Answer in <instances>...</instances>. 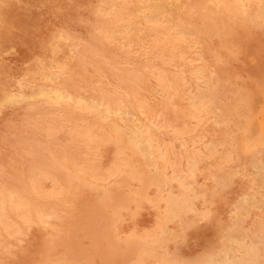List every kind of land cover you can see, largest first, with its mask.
Returning a JSON list of instances; mask_svg holds the SVG:
<instances>
[{
    "label": "rangeland",
    "instance_id": "1",
    "mask_svg": "<svg viewBox=\"0 0 264 264\" xmlns=\"http://www.w3.org/2000/svg\"><path fill=\"white\" fill-rule=\"evenodd\" d=\"M183 1L184 2L182 3L181 0H179V2L178 0L176 1L175 0L174 1L173 0H165V1L164 0H156V1L155 0H148V1L147 0H0V100H1L0 105H2V107L0 106V149H1L0 151V161H1L0 162L1 164L0 165V205H1L0 206V238H1L0 239V242H1L0 244V264H117V263L118 264H135L136 262L138 264H161V262L164 264H172V263L173 264L174 263L175 264H191V263L198 264L204 258L211 257V256H212L211 257L212 260L214 261L213 264L214 263L215 264L216 263L217 264H237L235 263L234 258L240 254L239 252H241L245 248V245L249 246V245H253L254 243H256L258 246L261 244L259 246V250H260V255H261L260 257H261V260H263V262L260 259L259 261H261V263L264 264V259H263L264 258V254H263L264 253V249H263L264 248V244H263L264 243V230H263L264 229V213H262L264 212V202H263L264 201V197H263L264 196V175H263L264 174L263 173L264 172V163H263L264 162V16H263L264 15V0H229L230 2L228 0H211V1L210 0H207V1L206 0L205 1L204 0H195V1L194 0H191V1L183 0ZM152 5L153 6L155 5V6L153 7ZM240 6L242 8H240ZM102 7L104 8V10L102 9ZM207 9L208 11H206ZM174 12H176L177 14ZM156 14L159 16H157ZM189 14H191V16ZM131 17L133 18L131 19ZM183 18L185 21L183 20ZM242 18H243V21H241ZM147 19L149 20V22ZM99 20H101V22H99ZM116 20L117 21L120 20V21L117 22ZM105 21H107L108 23L111 21V23L108 24ZM112 21H114L115 23H113ZM125 22H127L128 24H126ZM140 24H141V27L139 26ZM150 24L152 25L150 26ZM154 24L157 26H155ZM247 25L249 26V28L247 27ZM250 26H253V27H250ZM58 28L60 32L59 30H57ZM164 29H167V30L164 31ZM173 29L175 30V32ZM248 30H250L251 32ZM205 32H207L208 34ZM190 37L192 38L190 39ZM237 43H239V45ZM195 44H197V46ZM86 46H89V47H86ZM100 55H102L101 58H100ZM156 55L158 56V58H156L157 57ZM151 57H154V58H151ZM79 59L83 61H80ZM241 64H243V66ZM97 66L99 67L96 68ZM196 67H198L199 69ZM51 68L53 69L51 70ZM62 69L63 70L65 69V70L63 71ZM97 69L99 70V73ZM70 71L72 72V74L70 73ZM196 72H197V75H196ZM199 72L200 74H202V76L198 78L197 76ZM149 74L151 75L149 76ZM20 77H22L23 79H21ZM196 78L198 81L196 80ZM157 79H159L161 83ZM183 80H185L186 82ZM135 82L137 83L139 82V83L137 84ZM56 87L57 89H61L64 93L70 94L71 98H66V97L60 98L56 96L53 97L52 95ZM45 89L46 90L48 89V90L46 91ZM42 90H44V92L46 91L45 92L46 94H43ZM104 90L107 93H105ZM184 91L187 93H184ZM165 92L166 94H164ZM238 92L242 94H238ZM125 94L128 97L125 96ZM236 95L238 96L236 97ZM115 96L118 98H116ZM5 97L6 98L11 97L12 100L8 98L7 100H5L6 99ZM106 97L108 100L106 99ZM165 97L166 98L169 97V99L168 98L166 99ZM144 98H146V100ZM22 99L24 100L23 102H21ZM113 99L115 100V102ZM188 99H190L191 101ZM96 100H98L100 103ZM201 100L204 102V104ZM83 101H85L87 104ZM101 101L103 104L104 103L107 104L109 102L110 105L113 104L112 105L113 107L119 106L121 109H127L131 113L129 115H123V117L117 116L115 114L107 116L106 110L104 111L103 104L101 103ZM193 102H195L196 106L193 105ZM232 102H234L233 104L235 105L231 104ZM84 106H85V109H84ZM140 107L144 110H142ZM51 109L53 112L51 111ZM146 109L148 111H146ZM196 109L199 111H197ZM45 112L46 113L48 112V113L46 114ZM81 113L83 116L81 115ZM95 113H96V116L93 117ZM221 113H222V116H221ZM149 118H152V119H149ZM82 119H83V122L81 121ZM226 119L227 121H225ZM78 123H79V126H78ZM139 123H141L142 125ZM80 124L84 126H81ZM193 124L196 125L195 128ZM122 125L124 127H122ZM73 126H75V128ZM99 126H101L102 128ZM120 126L124 129H122ZM173 126H175V128ZM31 127L36 132L34 130H31L32 129ZM97 127H99V129H97ZM66 128H68L69 130ZM51 129L52 131L54 130L53 131L54 133L51 131ZM110 130L113 132H111ZM29 131L31 133H29ZM1 132H3V134L5 135H2ZM4 132H7L10 135ZM130 132L131 134H129ZM119 133L121 134V136ZM98 134H101V135H98ZM233 134L235 135L233 136ZM71 136L72 137L75 136V137L72 138ZM107 136H111V138ZM99 139H101L102 141ZM10 140H12L13 142ZM221 140L223 141L221 142ZM16 141L20 143L17 144ZM89 142H91V145L93 147L91 146L90 148ZM203 142L205 143L206 147L204 146ZM62 143H64L68 147H66ZM28 144L30 146H28ZM36 144H38V146H36ZM96 144L98 147H96ZM69 145H71V147ZM156 145L157 147L155 148L154 146ZM85 147L88 149H86ZM145 147L147 148L145 149ZM25 148H27L28 150H26ZM255 148H257L259 152ZM158 149L160 150L158 151ZM71 150H73L74 153ZM215 150L218 152H215ZM15 151L17 152V154ZM253 151L256 154H254ZM75 152L76 153L78 152V154L76 155ZM100 152L102 153V155ZM105 152L107 153V155H105L106 154ZM114 152L115 153L117 152V153L115 154ZM162 152L164 153L162 154ZM45 153H47L48 155L47 154L45 155ZM212 153L214 154L213 156H212ZM49 154L52 157H50ZM85 154L86 155L88 154V155L86 156ZM78 155L80 158L78 157ZM90 155H92L93 158ZM192 155H194V157H192ZM227 155H229V157ZM33 156L39 157V159L34 158ZM72 156L78 159H74V157ZM135 156H137L138 158H136ZM220 156H222L223 158ZM82 157H84V159H81ZM150 157L152 158V160ZM166 158L168 161L166 160ZM227 158L230 160H228ZM172 159L173 161H171ZM93 160L96 162V164ZM112 160H113V164H112ZM115 160L117 162H115ZM118 160H121L124 163ZM219 160L221 161V163ZM19 161H21L22 163ZM71 161H74V162H71ZM82 161H83V164H82ZM86 161L88 162L87 164H86ZM252 161L253 162L255 161L256 163L255 162L253 163ZM48 162L50 165L47 164ZM158 162H159V165H158ZM168 162L171 164H169ZM35 163H37V165ZM73 163H76V165ZM142 163H144V165ZM161 163H164V164L162 165ZM185 163H186V166H185ZM11 164L12 165L14 164L13 167ZM102 165H104L103 169H102ZM259 165H261L260 166L261 168L259 167ZM18 166H20L21 168ZM178 166H181V167H178ZM193 166H194V169H193ZM115 168H117L119 172ZM147 168L148 170H146ZM24 169L25 170L27 169V170L25 171ZM104 169H106V172ZM223 169H225V171ZM161 170L162 172H164L162 174H165V175L161 174ZM240 170L242 173L240 172ZM203 171L206 173L204 174ZM28 172H30L31 174L38 175L41 183L38 179V176L34 175L32 176L34 177L32 179L30 177L31 174ZM90 172L92 175H90ZM108 172H110V176H108L109 175ZM154 172L156 173V175ZM7 173H9L8 176H7ZM17 173L20 177H23V179H25L26 181L19 179L17 177L18 176ZM23 173H24V176H23ZM68 173H71L72 175L69 174V176H67ZM83 173H84V176H82ZM230 173H232L233 175ZM126 174L127 176H125ZM145 175H148L147 176L148 179L146 178ZM191 175L192 177H190ZM70 176L72 177L70 178ZM98 176L100 178H98ZM230 176L232 177L229 178ZM170 178H172V180ZM229 179L231 180L227 181ZM32 180H34V182ZM157 180H160V181L157 182ZM211 180H213V182ZM221 180H223L222 183L220 182ZM27 181L29 182L32 181L31 182L32 184H30ZM69 181L71 182V185H68L70 183ZM118 181H121V182L119 183ZM95 184H97L98 186ZM183 184L186 188L183 187ZM220 184H223V185H220ZM92 185H93V189H92ZM106 186H108L109 189ZM162 186H165V187H162ZM255 186H257V188ZM55 187H57V189ZM168 187L170 190L168 189ZM38 188L39 190L37 191ZM101 189L103 192L101 191ZM144 189H146V191ZM154 189L157 191H153ZM228 189H231V190H228ZM55 190L57 192H55ZM110 190H112L113 192H111ZM47 191L49 192V194L47 193ZM224 191L227 192L228 194L225 193ZM259 191H262L263 193ZM169 192L176 194V195H181L182 192L184 195L186 193L189 194L192 198V203H193L192 208L189 210L185 209L183 210L184 212L181 211L179 214H177L178 216L176 214L167 216L168 208L165 203L166 202L165 198L167 197ZM45 193L47 194L43 196L42 194H45ZM117 193L120 196H118ZM136 193L138 194L136 195ZM198 193H201V194H198ZM242 193L243 194L246 193V194L243 195ZM23 195H25V197ZM135 196L137 198H135ZM138 196H140V198ZM143 196H146V197H143ZM6 198H8L7 201H5ZM160 198L161 200H158ZM162 198H163V201H162ZM9 199H11L13 202L11 200L9 201ZM46 199L48 202L46 201ZM125 199L131 202H127V200ZM137 199H138V203H137ZM140 199L142 201H140ZM59 200H62V201H59ZM112 200L114 201V203L112 202ZM34 202L35 203L37 202V203L35 204ZM39 202L40 203L42 202L41 206ZM250 202L252 203L250 204ZM30 203L33 204L34 206L31 205ZM59 203L61 204V207ZM238 203H240V205ZM67 204L68 206H66ZM162 204H163V207H162ZM21 205H23V207ZM132 205L136 206V208L132 207ZM260 205L261 207H259ZM235 206L236 207L238 206V207L236 208ZM19 209L21 211H19ZM239 209L240 211L238 212ZM129 210H132V212ZM133 210H135L134 212L135 213L137 212V213L135 214ZM156 210L159 214L156 213ZM232 210L233 211L236 210V211L233 212ZM162 212L164 213V216ZM1 214H3V216H1ZM260 214H261V217L259 216ZM101 216L105 219L106 222L103 221L104 219ZM106 216H107V219H106ZM172 216H174L173 219H172ZM165 217H167V219ZM158 218L159 220H157ZM184 218L185 219L190 218V221L186 220L187 221L186 223ZM192 219L194 220V222ZM111 220L112 222H110ZM113 221H114V224H113ZM167 221L170 222L171 224L168 223ZM180 221L181 222L183 221L182 223L184 224H181ZM3 223H4V226H3ZM152 223L156 225H152ZM257 223H260V224H257ZM107 225L110 226L109 229ZM186 225L187 227H185ZM30 226H32V228ZM113 226H114V229H113ZM144 226L145 227L149 226V229L148 227L147 229H145ZM155 226H156V229H155ZM13 227H15V229H13ZM50 227H51V230H50ZM160 227L162 230L160 229ZM219 227H220V230H219ZM227 227H228V230H227ZM254 227L256 231L254 230ZM56 229H57V232L55 231ZM130 229H132V231ZM142 229H143V232H142ZM212 229H215V230H212ZM108 230L110 232H108ZM167 230H168V233H167ZM260 230L261 231L263 230V232H261ZM120 233H122V235H120ZM140 233L142 236L140 235ZM177 233L179 234L177 235ZM219 233L223 235L221 236ZM109 234L112 240L109 238ZM229 235L231 237H226ZM236 236H237V239H236ZM257 236L260 238H256ZM153 237L156 239H154ZM261 237L263 240H261ZM157 238H159V240ZM238 238L240 239L238 240ZM107 240L109 243L107 242ZM126 240L127 241L129 240V241L127 242ZM150 240L152 241V243ZM171 240H173L174 242ZM233 241H234V244H233ZM165 242H167V244H165ZM113 243H114V246H113ZM117 243L119 244L117 245ZM143 243H145L144 245L146 246L145 248L147 250L143 248ZM177 243H178V246H177ZM120 245L122 246V249ZM125 248L126 250L127 249L128 250L125 251ZM173 248L175 251L173 250ZM228 248L230 250H228ZM105 250L107 253L105 252ZM115 251L116 252L118 251L119 254H117ZM145 251H146V254H145ZM125 252H126V256H125ZM172 252L174 254H172ZM159 253L161 255H159ZM147 254H149V256ZM163 255H166V256H163ZM132 256L133 258H135L134 260H132L133 259ZM165 257H167L168 259ZM98 258H99V261H98ZM120 258L122 259V261ZM152 258H155V259H152ZM164 258L167 260H165ZM232 258L233 260H231ZM160 259L162 260L160 261ZM171 259L174 262H172ZM189 259H192V260H189ZM115 261H117V263ZM138 261H140L141 263ZM219 261L220 262L222 261V262L219 263Z\"/></svg>",
    "mask_w": 264,
    "mask_h": 264
},
{
    "label": "bare ground",
    "instance_id": "2",
    "mask_svg": "<svg viewBox=\"0 0 264 264\" xmlns=\"http://www.w3.org/2000/svg\"><path fill=\"white\" fill-rule=\"evenodd\" d=\"M147 1H148V0H147ZM155 1H156V0H155ZM164 1H165V0H164ZM173 1H174V0H173ZM175 1H176V0H175ZM181 1H182V3L184 2L183 0H181ZM190 1H191V0H190ZM194 1H195V0H194ZM204 1H205V0H204ZM206 1H207V0H206ZM210 1H211V0H210ZM228 1H229V0H228ZM160 2H161V1H160ZM178 2H179V0H178ZM212 2H213V1H212ZM229 2H230V1H229ZM145 3H146V2H145ZM155 3H156V2H155ZM187 3H188V2H187ZM192 3H193V2H192ZM214 3H215V2H214ZM246 3H247V2H246ZM153 4H154V3H153ZM168 4H170V3H168ZM223 4H224V3H223ZM233 4H234V3H233ZM235 4H236V3H235ZM256 4H258V3H256ZM262 4H263V2H262ZM77 5H78V4H77ZM110 5H111V4H110ZM114 5H115V4H114ZM156 5H157V4H156ZM176 5H177V4H176ZM194 5H195V4H194ZM225 5H227V4H225ZM225 5H224V6H225ZM230 5H231V4H230ZM260 5H261V4H260ZM112 6H113V5H112ZM142 6H143V5H142ZM152 6H153V5H152ZM154 6H155V5H154ZM154 6H153V7H154ZM158 6H159V5H158ZM184 6H185V5H184ZM186 6H188V5H186ZM235 6H236V5H235ZM235 6H234V7H235ZM262 6H263V5H262ZM99 7H100V6H99ZM113 7H114V6H113ZM143 7H144V6H143ZM156 7H157V6H156ZM156 7H155V8H156ZM163 7H164V6H163ZM179 7H180V6H179ZM228 7H229V5H228ZM258 7H259V6H258ZM145 8H146V7H145ZM165 8H166V7H165ZM199 8H200V7H199ZM206 8H207V6H206ZM215 8H216V7H215ZM222 8H223V7H222ZM230 8H231V7H230ZM230 8H229V9H230ZM232 8H233V7H232ZM235 8H236V7H235ZM237 8H239V7H237ZM240 8H242V7L240 6ZM79 9H80V8H79ZM102 9L104 10L103 7H102ZM141 9H142V8H141ZM149 9H150V8H149ZM170 9H171V8H170ZM178 9H179V8H178ZM201 9H202V8H201ZM211 9H212V8H211ZM260 9H261V8H260ZM107 10H108V9H107ZM107 10H106V11H107ZM143 10H144V8H143ZM168 10H169V9H168ZM184 10H185V9H184ZM199 10H200V9H199ZM226 10H227V9H226ZM242 10H243V9H242ZM77 11H78V9H77ZM87 11H88V10H87ZM108 11H109V10H108ZM150 11H151V10H150ZM170 11H171V10H170ZM192 11H193V10H192ZM206 11H208V9H207ZM210 11H211V10H210ZM239 11H240V10H239ZM140 12H141V10H140ZM164 12H165V11H164ZM186 12H187V11H186ZM196 12H197V11H196ZM198 12H199V11H198ZM203 12H204V10H203ZM221 12H222V11H221ZM242 12H243V11H242ZM260 12H261V10H260ZM143 13H144V12H143ZM147 13H148V12H147ZM174 13H176V12H174ZM210 13H211V12H210ZM240 13H241V12H240ZM104 14H105V13H104ZM107 14H108V13H107ZM161 14H162V13H161ZM161 14H160V15H161ZM168 14H169V13H168ZM176 14H177V13H176ZM193 14H195V13H193ZM198 14H199V13H198ZM218 14H219V13H218ZM218 14H217V15H218ZM229 14H230V13H229ZM78 15H79V14H78ZM105 15H106V14H105ZM142 15H143V14H142ZM145 15H146V14H145ZM148 15H149V14H148ZM156 15H157V14H156ZM170 15H171V14H170ZM189 15L191 16V14H189ZM196 15H197V14H196ZM219 15H220V14H219ZM242 15H243V14H242ZM62 16H63V15H62ZM139 16H140V15H139ZM157 16H159V15H157ZM185 16H186V15H185ZM252 16H253V15H252ZM257 16H258V15H257ZM263 16H264V15H263ZM94 17H95V16H94ZM107 17H108V16H107ZM107 17H106V18H107ZM116 17H117V16H116ZM122 17H123V16H122ZM135 17H136V16H135ZM165 17H166V16H165ZM186 17H187V16H186ZM78 18H79V17H78ZM99 18H100V17H99ZM113 18H115V17H113ZM132 18H133V17H131V19H132ZM154 18H155V17H154ZM154 18H153V19H154ZM203 18H204V17H203ZM222 18H223V17H222ZM234 18H235V17H234ZM239 18H241V17H239ZM239 18H237V19H239ZM243 18H244V17H243ZM243 18H242L241 21H243ZM102 19H104V18H102ZM102 19H101V20H102ZM109 19H111V18H109ZM119 19H120V18H119ZM141 19H142V18H141ZM157 19H158V18H157ZM164 19H165V18H164ZM187 19H188V18H187ZM195 19H196V18H195ZM220 19H221V18H220ZM232 19H233V18H232ZM247 19H248V18H247ZM80 20H81V19H80ZM101 20H99V22H101ZM138 20H139V18H138ZM147 20H148V19H147ZM150 20H151V18H150ZM158 20H159V19H158ZM161 20H162V19H161ZM178 20H179V19H178ZM183 20H184V18H183ZM209 20H210V19H209ZM221 20H222V19H221ZM244 20H245V19H244ZM88 21H89V19H88ZM116 21H117V20H116ZM119 21H120V20H119ZM119 21H117V22H119ZM125 21H126V20H125ZM155 21H156V20H155ZM155 21H154V23H155ZM164 21H165V20H164ZM184 21H185V20H184ZM202 21H203V20H202ZM214 21H215V20H214ZM227 21H228V20H227ZM239 21H240V20H239ZM251 21H253V20H251ZM84 22H85V21H84ZM105 22H107V21H105ZM112 22L115 23L114 21H112ZM127 22H128V21H127ZM127 22H125V23L128 24ZM146 22H147V21H146ZM148 22H149V20H148ZM179 22H180V21H179ZM194 22H195V21H194ZM205 22H206V21H205ZM207 22H208V20H207ZM103 23H104V22H103ZM107 23H108V22H107ZM107 23H106V24H107ZM109 23H111V21H110ZM109 23H108V24H109ZM167 23H168V22H167ZM174 23H175V22H174ZM177 23H178V22H177ZM182 23H183V22H182ZM221 23H222V21H221ZM234 23H235V22H234ZM97 24H98V23H97ZM100 24H102V23H100ZM122 24H123V23H122ZM130 24H131V23H130ZM130 24H129V25H130ZM157 24H158V23H157ZM186 24H188V23H186ZM207 24H209V23H207ZM245 24H246V22H245ZM151 25H152V24H150V26H151ZM154 25H155V24H154ZM159 25H160V24H159ZM213 25H214V24H213ZM221 25H222V24H221ZM224 25H225V24H224ZM139 26L141 27V24H140ZM155 26H157V25H155ZM163 26H164V24H163ZM168 26H169V25H168ZM180 26H181V25H180ZM217 26H218V25H217ZM102 27H103V26H102ZM112 27H113V26H112ZM119 27H120V26H119ZM131 27H132V26H131ZM143 27H144V26H143ZM152 27H153V26H152ZM158 27H159V26H158ZM171 27H172V26H171ZM194 27H195V26H194ZM225 27H226V26H225ZM240 27H241V26H240ZM247 27L249 28L248 25H247ZM250 27H253V26H250ZM60 28H61V27H60ZM106 28H107V27H106ZM122 28H123V27H122ZM169 28H170V27H169ZM172 28H173V27H172ZM183 28H184V27H183ZM183 28H182V29H183ZM55 29H56V28H55ZM96 29H97V28H96ZM112 29H114V28H112ZM117 29H118V28H117ZM139 29H140V28H139ZM179 29H180V28H179ZM182 29H181V30H182ZM193 29H194V28H193ZM217 29H218V28H217ZM57 30H59V28H58ZM62 30H63V29H62ZM119 30H120V29H119ZM125 30H126V29H125ZM155 30H156V29H155ZM165 30H167V29H164V31H165ZM169 30H170V29H169ZM169 30H168V31H169ZM173 30H174V29H173ZM177 30H178V29H177ZM202 30H203V29H202ZM211 30H213V29H211ZM245 30H246V29H245ZM254 30H255V29H254ZM171 31H172V30H171ZM248 31H250V30H248ZM59 32H60V30H59ZM71 32H72V31H71ZM111 32H113V31H111ZM120 32H121V31H120ZM124 32H125V31H124ZM124 32H123V33H124ZM148 32H149V31H148ZM174 32H175V30H174ZM190 32H191V31H190ZM193 32H194V31H193ZM209 32H210V31H209ZM250 32H251V31H250ZM54 33H55V32H54ZM66 33H67V32H66ZM114 33H115V32H114ZM126 33H127V32H126ZM160 33H161V31H160ZM176 33H177V32H176ZM203 33H204V32H203ZM205 33H207V32H205ZM67 34H68V33H67ZM156 34H157V33H156ZM167 34H168V32H167ZM192 34H193V33H192ZM207 34H208V33H207ZM209 34H210V33H209ZM219 34H220V33H219ZM250 34H251V33H250ZM179 35H180V34H179ZM179 35H178V36H179ZM181 35H182V34H181ZM185 35H186V34H185ZM188 35H189V34H188ZM246 35H247V34H246ZM69 36H70V35H69ZM120 36H121V35H120ZM153 36H154V35H153ZM193 36H194V35H193ZM207 36H208V35H207ZM229 36H230V35H229ZM247 36H248V35H247ZM55 37H56V36H55ZM125 37H126V36H125ZM174 37H175V36H174ZM188 37H189V36H188ZM195 37H196V36H195ZM197 37H199V36H197ZM212 37H214V36H212ZM168 38H169V37H168ZM175 38H176V37H175ZM185 38H186V37H185ZM191 38H192V37H190V39H191ZM220 38H221V37H220ZM225 38H226V37H225ZM251 38H252V37H251ZM50 39H51V38H50ZM59 39H60V38H59ZM71 39H72V37H71ZM183 39H184V38H183ZM187 39H188V38H187ZM190 39H189V40H190ZM76 40H77V39H76ZM82 40H83V39H82ZM119 40H120V39H119ZM138 40H139V39H138ZM175 40H176V39H175ZM184 40H185V39H184ZM200 40H201V39H200ZM210 40H211V38H210ZM49 41H50V40H49ZM66 41H67V40H66ZM78 41H79V40H78ZM169 41H170V40H169ZM191 41H192V40H191ZM233 41H234V40H233ZM186 42H187V41H186ZM197 42H198V41H197ZM58 43H59V41H58ZM72 43H73V42H72ZM76 43H77V42H76ZM78 43H79V42H78ZM124 43H125V42H124ZM127 43H128V42H127ZM130 43H131V42H130ZM167 43H168V42H167ZM47 44H48V43H47ZM55 44H56V43H55ZM80 44H81V43H80ZM80 44H79V45H80ZM170 44H171V43H170ZM199 44H200V42H199ZM199 44H198V45H199ZM231 44H232V43H231ZM237 44L239 45V43H237ZM138 45H139V44H138ZM175 45H176V44H175ZM180 45H181V44H180ZM195 45L197 46V44H195ZM68 46H69V45H68ZM72 46H73V45H72ZM169 46H170V45H169ZM187 46H188V45H187ZM214 46H215V45H214ZM219 46H220V45H219ZM235 46H236V45H235ZM84 47H85V46H84ZM86 47H89V46H86ZM90 47H91V46H90ZM172 47H173V46H172ZM191 47H192V45H191ZM227 47H228V46H227ZM93 48H94V47H93ZM139 48H140V47H139ZM168 48H169V47H168ZM188 48H189V47H188ZM222 48H223V47H222ZM224 48H225V47H224ZM59 49H60V48H59ZM159 49H160V48H159ZM195 49H196V48H195ZM199 49H200V48H199ZM202 49H203V48H202ZM214 49H215V48H214ZM214 49H213V50H214ZM227 49H229V48H227ZM239 49H240V48H239ZM95 50H96V48H95ZM161 50H162V49H161ZM196 50H197V49H196ZM241 50H242V48H241ZM244 50H245V49H244ZM76 51H77V50H76ZM93 51H94V49H93ZM93 51H92V52H93ZM169 51H170V50H169ZM229 51H230V50H229ZM233 51H234V50H233ZM3 52H5V51H3ZM77 52H78V51H77ZM95 52H96V51H95ZM157 52H158V50H157ZM205 52H206V51H205ZM246 52H247V51H246ZM246 52H245V53H246ZM136 53H137V52H136ZM185 53H186V52H185ZM190 53H191V52H190ZM192 53H193V52H192ZM213 53H214V52H213ZM241 53H242V52H241ZM78 54H79V53H78ZM78 54H77V55H78ZM97 54H98V53H97ZM199 54H200V53H199ZM199 54H198V55H199ZM204 54H205V53H204ZM235 54H236V53H235ZM146 55H147V53H146ZM146 55H145V56H146ZM152 55H153V54H152ZM163 55H164V54H163ZM178 55H179V54H178ZM183 55H184V54H183ZM191 55H192V54H191ZM194 55H195V54H194ZM202 55H203V54H202ZM218 55H219V54H218ZM78 56H79V55H78ZM145 56H144V57H145ZM156 56H157V55H156ZM164 56H165V55H164ZM175 56H176V55H175ZM175 56H174V57H175ZM222 56H223V55H222ZM74 57H75V56H74ZM101 57H102V55H100V58H101ZM154 57H155V56H154ZM154 57H151V58H154ZM159 57H160V55H159ZM170 57H171V56H170ZM186 57H187V56H186ZM197 57H198V56H197ZM211 57H212V56H211ZM79 58H80V57H79ZM156 58H158V56H157ZM172 58H173V57H172ZM172 58H170V59H172ZM188 58H189V57H188ZM199 58H200V57H199ZM208 58H209V57H208ZM81 59H82V58H81ZM83 59H84V57H83ZM105 59H106V58H105ZM107 59H108V58H107ZM143 59H144V58H143ZM166 59H168V58H166ZM183 59H184V58H183ZM190 59H191V58H190ZM190 59H189V60H190ZM211 59H212V58H211ZM225 59H226V58H225ZM238 59H239V58H238ZM243 59H244V58H243ZM57 60H58V59H57ZM79 60H80V59H79ZM164 60H165V59H164ZM164 60H163V62H164ZM192 60H193V58H192ZM80 61H83V60H80ZM167 61H168V60H167ZM171 61H172V60H171ZM197 61H198V60H197ZM69 62H70V61H69ZM190 62H191V61H190ZM192 62H194V61H192ZM210 62H211V61H210ZM214 62H215V61H214ZM226 62H227V61H226ZM244 62H245V61H244ZM248 62H249V61H248ZM59 63H60V62H59ZM78 63H80V62H78ZM91 63H92V62H91ZM93 63H94V62H93ZM118 63H120V62H118ZM200 63H201V62H200ZM236 63H237V62H236ZM241 63H242V62H241ZM25 64H26V63H25ZM62 64H63V63H62ZM109 64H110V63H109ZM111 64H112V63H111ZM182 64H183V63H182ZM192 64H193V63H192ZM202 64H203V63H202ZM202 64H201V65H202ZM208 64H209V63H208ZM243 64H244V63H243ZM243 64H241V65L243 66ZM54 65H55V64H54ZM77 65H78V64H77ZM96 65H97V64H96ZM189 65H190V64H189ZM196 65H197V64H196ZM205 65H206V63H205ZM215 65H216V64H215ZM225 65H226V64H225ZM91 66H93V65H91ZM176 66H177V65H176ZM179 66H180V65H179ZM181 66H182V65H181ZM199 66H200V65H199ZM98 67H99V66H97L96 68H98ZM174 67H175V66H174ZM200 67H201V66H200ZM215 67H216V66H215ZM41 68H43V67H41ZM68 68H69V67H68ZM146 68H147V66H146ZM194 68H195V67H194ZM196 68H198V67H196ZM52 69H53V68H51V70H52ZM115 69H116V68H115ZM158 69H159V68H158ZM158 69H157V70H158ZM198 69H199V68H198ZM203 69H204V68H203ZM62 70H63V69H62ZM62 70H61V71H62ZM64 70H65V69H64ZM64 70H63V71H64ZM94 70H95V69H94ZM97 70H98V69H97ZM101 70H102V69H101ZM101 70H100V71H101ZM117 70H118V69H117ZM151 70H152V69H151ZM193 70H194V69H193ZM208 70H209V69H208ZM243 70H244V69H243ZM130 71H131V70H130ZM163 71H164V70H163ZM163 71H162V72H163ZM182 71H183V70H182ZM189 71H190V69H189ZM197 71H199V70H197ZM50 72H51V71H50ZM75 72H76V71H75ZM102 72H103V71H102ZM194 72H195V71H194ZM209 72H210V71H209ZM255 72H256V71H255ZM51 73H52V72H51ZM58 73H59V72H58ZM70 73L72 74L71 71H70ZM98 73H99V70H98ZM147 73H148V72H147ZM183 73H184V72H183ZM201 73H202V72H201ZM117 74H118V73H117ZM138 74H139V73H138ZM152 74H153V73H152ZM156 74H157V73H156ZM156 74H155V75H156ZM190 74H192V73H190ZM252 74H253V73H252ZM254 74H255V73H254ZM65 75H66V74H65ZM120 75H121V74H120ZM150 75H151V74H149V76H150ZM165 75H166V74H165ZM170 75H171V74H170ZM194 75H195V74H194ZM196 75H197V72H196ZM207 75H208V74H207ZM245 75H246V74H245ZM248 75H249V74H248ZM260 75H261V74H260ZM24 76H25V75H24ZM70 76H71V75H70ZM99 76H100V74H99ZM171 76H172V75H171ZM181 76H182V75H181ZM201 76H202V74H200V72H199V74H198L197 77L199 78V77H201ZM203 76H204V75H203ZM237 76H238V75H237ZM57 77H58V76H57ZM127 77H128V76H127ZM156 77H157V76H156ZM158 77H159V76H158ZM195 77H196V76H195ZM212 77H213V76H212ZM235 77H236V76H235ZM251 77H252V76H251ZM20 78L23 79L22 77H20ZM48 78H49V77H48ZM115 78H116V77H115ZM133 78H134V77H133ZM154 78H155V77H154ZM184 78H185V77H184ZM17 79H18V78H17ZM95 79H96V78H95ZM117 79H118V78H117ZM155 79H156V78H155ZM161 79H162V78H161ZM172 79H173V78H172ZM201 79H202V78H201ZM255 79H256V78H255ZM136 80H137V79H136ZM157 80H159V79H157ZM196 80H197V78H196ZM196 80H195V81H196ZM225 80H226V79H225ZM248 80H249V79H248ZM250 80H251V79H250ZM69 81H70V80H69ZM107 81H108V79H107ZM165 81H166V80H165ZM168 81H169V80H168ZM183 81H185V80H183ZM197 81H198V80H197ZM252 81H253V80H252ZM121 82H122V80H121ZM159 82H160V80H159ZM185 82H186V81H185ZM185 82H184V83H185ZM200 82H201V81H200ZM202 82H203V81H202ZM226 82H227V81H226ZM18 83H19V82H18ZM110 83H111V82H110ZM135 83H137V82H135ZM138 83H139V82H138ZM138 83H137V84H138ZM156 83H157V82H156ZM160 83H161V82H160ZM168 83H169V82H168ZM181 83H182V82H181ZM85 84H86V83H85ZM92 84H93V83H92ZM106 84H107V83H106ZM140 84H141V83H140ZM140 84H139V85H140ZM175 84H176V83H175ZM196 84H197V83H196ZM216 84H217V83H216ZM27 85H28V84H27ZM87 85H88V84H87ZM111 85H112V84H111ZM113 85H114V84H113ZM156 85H157V84H156ZM159 85H160V84H159ZM198 85H200V84H198ZM225 85H226V84H225ZM31 86H32V85H31ZM82 86H83V85H82ZM151 86H152V85H151ZM167 86H168V85H167ZM186 86H187V85H186ZM235 86H236V85H235ZM39 87H40V86H39ZM83 87H84V86H83ZM87 87H88V86H87ZM111 87H112V86H111ZM123 87H124V86H123ZM139 87H140V86H139ZM153 87H154V86H153ZM162 87H163V86H162ZM168 87H169V86H168ZM196 87H197V85H196ZM208 87H209V86H208ZM224 87H225V86H224ZM224 87H223V88H224ZM12 88H13V87H12ZM58 88H59V87H58ZM92 88H93V87H92ZM103 88H104V87H103ZM113 88H114V87H113ZM135 88H136V87H135ZM154 88H155V87H154ZM166 88H167V87H166ZM171 88H172V87H171ZM211 88H212V87H211ZM214 88H215V87H214ZM39 89H40V88H39ZM48 89H49V88H48ZM48 89H47V90H48ZM64 89H65V88H64ZM151 89H152V88H151ZM155 89H156V88H155ZM200 89H201V88H200ZM16 90H17V89H16ZM16 90H14V91H16ZM33 90H34V89H33ZM45 90H46V89H45ZM47 90H46V91H47ZM53 90H54V89H53ZM53 90H52V91H53ZM96 90H97V89H96ZM106 90H107V89H106ZM136 90H137V89H136ZM158 90H159V89H158ZM166 90H168V89H166ZM201 90H202V89H201ZM206 90H207V89H206ZM213 90H214V89H213ZM215 90H216V89H215ZM221 90H222V89H221ZM236 90H237V89H236ZM42 91H43V94H46V93H45L46 91H45V92H44V90H42ZM101 91H102V89H101ZM198 91H199V90H198ZM242 91H243V89H242ZM17 92H18V91H17ZM19 92H20V91H19ZM36 92H37V91H36ZM39 92H41V91H39ZM99 92H100V91H99ZM104 92L107 93L105 90H104ZM118 92H119V91H118ZM149 92H150V91H149ZM149 92H148V93H149ZM156 92H157V91H156ZM156 92H155V93H156ZM161 92H162V91H161ZM173 92H174V91H173ZM191 92H192V91H191ZM194 92H195V91H194ZM229 92H230V91H229ZM248 92H249V91H248ZM7 93H8V92H7ZM49 93H50V92H49ZM101 93H102V92H101ZM120 93H121V92H120ZM126 93H127V92H126ZM155 93H154V94H155ZM158 93H159V92H158ZM162 93H163V92H162ZM184 93H187V92L184 91ZM188 93H189V92H188ZM243 93H244V92H243ZM34 94H36V93H34ZM37 94H38V93H37ZM47 94H48V93H47ZM114 94H115V93H114ZM164 94H166V92H165ZM173 94H174V93H173ZM238 94H242V93H239V92H238ZM246 94H247V93H246ZM16 95H17V94H16ZM22 95H23V93H22ZM91 95H92V94H91ZM101 95H102V94H101ZM105 95H106V94H105ZM120 95H121V94H120ZM149 95H151V94H149ZM174 95H175V94H174ZM205 95H206V94H205ZM213 95H214V94H213ZM225 95H226V94H225ZM8 96H9V95H8ZM12 96H13V95H12ZM18 96H19V95H18ZM20 96H21V95H20ZM36 96H37V95H36ZM36 96H35V97H36ZM47 96H49V95H47ZM52 96H53V97L56 96V97H60V98H61V97H63V98H65V97H66V98H71L70 94L64 93L61 89H57V87H56V89L54 90ZM102 96H103V95H102ZM125 96H127V95L125 94ZM129 96H130V95H129ZM135 96H136V95H135ZM215 96H216V95H215ZM215 96H214V97H215ZM237 96H238V95H236V97H237ZM243 96H244V95H243ZM245 96H246V95H245ZM247 96H248V95H247ZM15 97H16V96H15ZM26 97H27V96H26ZM30 97H31V96H30ZM32 97H33V96H32ZM39 97H40V96H39ZM83 97H84V96H83ZM115 97H116V96H115ZM127 97H128V96H127ZM163 97H164V96H163ZM184 97H185V96H184ZM197 97H198V95H197ZM207 97H208V96H207ZM211 97H212V96H211ZM214 97H213V98H214ZM5 98H6V97H5ZM7 98H8V97H7ZM7 98H6L5 100H7ZM84 98H85V97H84ZM91 98H92V97H91ZM116 98H118V97H116ZM124 98H125V97H124ZM134 98H135V97H134ZM165 98H166V97H165ZM167 98L169 99V97H167ZM167 98H166V99H167ZM170 98H171V97H170ZM187 98H188V97H187ZM239 98H241V97H239ZM243 98H244V97H243ZM8 99H11V97H9ZM16 99H17V98H16ZM23 99H24V98H23ZM23 99H22L21 102L24 101ZM27 99H28V98H27ZM51 99H53V98H51ZM106 99H107V97H106ZM125 99H126V98H125ZM129 99H130V98H129ZM144 99L146 100V98H144ZM190 99H191V98H190ZM190 99H188V100H190ZM235 99H237V98H235ZM11 100H12V99H11ZM31 100H32V98H31ZM64 100H65V99H64ZM80 100H81V98H80ZM84 100H85V99H84ZM89 100H90V99H89ZM100 100H101V99H100ZM107 100H108V99H107ZM113 100H114V99H113ZM184 100H185V98H184ZM192 100H193V99H192ZM209 100H211V99H209ZM241 100H242V99H241ZM0 101H1V100H0ZM67 101H68V99H67ZM67 101H66V102H67ZM85 101H86V100H85ZM85 101H83V102H85ZM96 101H98V100H96ZM122 101H123V100H122ZM129 101H130V100H129ZM139 101H140V100H139ZM162 101H163V100H162ZM190 101H191V100H190ZM197 101H198V100H197ZM201 101H202V100H201ZM233 101H234V100H233ZM235 101H236V100H235ZM16 102H17V101H16ZM86 102H87V101H86ZM86 102H85V103H86ZM92 102H93V101H92ZM92 102H91V103H92ZM98 102H99V101H98ZM114 102H115V100H114ZM114 102H113V103H114ZM118 102H119V101H118ZM123 102H124V101H123ZM123 102H122V103H123ZM133 102H134V101H133ZM141 102H142V101H141ZM150 102H151V101H150ZM186 102H187V101H186ZM195 102H196V101H195ZM195 102H193V105H195ZM202 102H203V101H202ZM205 102H206V101H205ZM224 102H225V100H224ZM239 102H240V101H239ZM75 103H76V102H75ZM99 103H100V102H99ZM101 103H102V101H101ZM152 103H153V102H152ZM191 103H192V102H191ZM207 103H208V102H207ZM233 103H234V102H232L231 104H233ZM235 103H236V102H235ZM19 104H20V102H19ZM36 104H37V103H36ZM81 104H82V103H81ZM81 104H80V105H81ZM86 104H87V103H86ZM102 104H103V103H102ZM143 104H144V103H143ZM166 104H167V103H166ZM198 104H199V103H198ZM203 104H204V102H203ZM228 104H229V102H228ZM89 105H90V104H89ZM91 105H92V104H91ZM112 105H113V104L110 105L109 102H108L107 104H105V103L103 104V109H104V111L106 110V115H107V116H108V115L115 114V115H117V116L123 117V115H129V114L131 113V112H129V110H127V109H121L119 106H118V107H117V106H116V107H115V106L113 107ZM115 105H116V104H115ZM122 105H123V104H122ZM122 105H121V106H122ZM124 105H125V104H124ZM133 105H135V104H133ZM133 105H132V106H133ZM139 105H140V104H139ZM145 105H146V104H145ZM189 105H190V104H189ZM199 105H200V104H199ZM216 105H217V104H216ZM233 105H235V104H233ZM233 105H232V106H233ZM0 106L2 107V105H0ZM3 106H4V105H3ZM27 106H28V105H27ZM62 106H63V105H62ZM67 106H68V105H67ZM78 106H79V105H78ZM98 106H99V105H98ZM137 106H138V105H137ZM142 106H143V105H142ZM147 106H148V105H147ZM149 106H150V105H149ZM191 106H192V105H191ZM195 106H196V105H195ZM220 106H221V105H220ZM227 106H228V105H227ZM229 106H230V105H229ZM240 106H241V105H240ZM34 107H35V106H34ZM72 107H73V106H72ZM79 107H80V106H79ZM86 107H87V105H86ZM89 107H90V106H89ZM89 107H88V108H89ZM143 107H144V106H143ZM214 107H215V106H214ZM236 107H237V106H236ZM31 108H32V107H31ZM60 108H61V106H60ZM66 108H67V107H66ZM76 108H77V106H76ZM80 108H81V107H80ZM82 108H83V107H82ZM122 108H123V107H122ZM140 108H141V107H140ZM145 108H146V107H145ZM152 108H153V107H152ZM226 108H227V107H226ZM238 108H239V107H238ZM244 108H245V107H244ZM67 109H68V108H67ZM84 109H85V106H84ZM86 109H87V108H86ZM97 109H98V108H97ZM103 109H102V110H103ZM141 109H142V108H141ZM147 109H148V107H147ZM147 109H146V111H148ZM194 109H195V107H194ZM199 109H200V108H199ZM209 109H210V107H209ZM233 109H234V107H233ZM235 109H236V108H235ZM44 110H45V108H44ZM82 110H83V109H82ZM93 110H94V109H93ZM93 110H92V112H93ZM135 110H136V109H135ZM138 110H139V109H138ZM142 110H144V109H142ZM189 110H190V109H189ZM196 110H197V109H196ZM196 110H194V111H196ZM202 110H203V108H202ZM206 110H207V108H206ZM222 110H223V109H222ZM230 110H231V109H230ZM15 111H16V110H15ZM51 111H52V109H51ZM71 111H72V110H71ZM85 111H86V110H85ZM90 111H91V110H90ZM192 111H193V110H192ZM197 111H199V110H197ZM215 111H216V110H215ZM52 112H53V111H52ZM68 112H69V111H68ZM75 112H76V111H75ZM80 112H81V111H80ZM205 112H206V111H205ZM205 112H204V113H205ZM208 112H209V110H208ZM213 112H214V111H213ZM35 113H36V112H35ZM45 113H46V112H45ZM47 113H48V112H47ZM47 113H46V114H47ZM87 113H88V112H87ZM99 113H100V112H99ZM102 113H103V112H102ZM141 113H142V112H141ZM145 113H146V112H145ZM148 113H150V112H148ZM217 113H218V112H217ZM217 113H216V115H217ZM232 113H233V112H232ZM238 113H239V112H238ZM243 113H244V112H243ZM249 113H250V112H249ZM37 114H38V113H37ZM70 114H71V113H70ZM72 114H73V113H72ZM83 114H84V113H83ZM136 114H137V113H136ZM157 114H158V113H157ZM157 114H156V115H157ZM214 114H215V113H214ZM235 114H236V112H235ZM235 114H234V115H235ZM239 114H240V113H239ZM245 114H246V113H245ZM56 115H57V113H56ZM66 115H67V114H66ZM74 115H75V114H74ZM81 115H82V113H81ZM141 115H142V114H141ZM188 115H189V114H188ZM46 116H47V115H46ZM63 116H64V115H63ZM82 116H83V115H82ZM85 116H86V115H85ZM95 116H96V113L93 115V117H95ZM103 116H104V115H103ZM134 116H135V115H134ZM137 116H138V115H137ZM137 116H136V117H137ZM192 116H193V115H192ZM221 116H222V113H221ZM227 116H228V115H227ZM238 116H239V115H238ZM74 117H75V116H74ZM77 117H78V116H77ZM90 117H91V116H90ZM99 117H100V116H99ZM99 117H98V118H99ZM153 117H154V116H153ZM157 117H158V116H157ZM197 117H198V116H197ZM201 117H202V116H201ZM215 117H216V116H215ZM4 118H5V117H4ZM49 118H50V117H49ZM102 118H103V117H102ZM105 118H106V117H105ZM105 118H104V119H105ZM114 118H115V117H114ZM195 118H196V117H195ZM218 118H219V117H218ZM52 119H53V118H52ZM86 119H88V118H86ZM106 119H107V118H106ZM108 119H109V118H108ZM118 119H119V118H118ZM149 119H152V118H149ZM207 119H208V118H207ZM228 119H229V118H228ZM93 120H94V119H93ZM100 120H101V119H100ZM114 120H115V119H114ZM114 120H113V121H114ZM116 120H117V119H116ZM123 120H125V119H123ZM128 120H129V119H128ZM141 120H142V119H141ZM197 120H198V119H197ZM25 121H26V120H25ZM37 121H38V120H37ZM59 121H60V120H59ZM75 121H76V120H75ZM81 121L83 122V119H82ZM98 121H99V120H98ZM102 121H103V120H102ZM121 121H122V120H121ZM134 121H136V120H134ZM151 121H152V120H151ZM198 121H199V120H198ZM214 121H215V120H214ZM225 121H227V119H226ZM21 122H22V121H21ZM39 122H40V121H39ZM62 122H63V121H62ZM66 122H67V121H66ZM66 122H65V123H66ZM104 122H105V121H104ZM110 122H111V121H110ZM139 122H140V121H139ZM207 122H208V121H207ZM220 122H221V121H220ZM13 123H14V122H13ZM48 123H49V122H48ZM105 123H106V122H105ZM155 123H156V122H155ZM199 123H200V122H199ZM205 123H206V122H205ZM226 123H227V122H226ZM11 124H12V123H11ZM28 124H29V123H28ZM28 124H26V125H28ZM36 124H37V123H36ZM81 124H82V123H81ZM81 124H80V125H81ZM94 124H95V123H94ZM125 124H126V123H125ZM139 124H141V123H139ZM144 124H145V123H144ZM152 124H153V122H152ZM233 124H234V123H233ZM9 125H10V124H9ZM24 125H25V124H24ZM40 125H41V124H40ZM49 125H50V124H49ZM67 125H68V124H67ZM88 125H89V124H88ZM91 125H92V124H91ZM107 125H108V124H107ZM117 125H118V124H117ZM117 125H116V126H117ZM123 125H124V124H123ZM123 125H122V127L125 126V125H124V126H123ZM141 125H142V124H141ZM147 125H148V124H147ZM183 125H184V124H183ZM185 125H186V124H185ZM193 125H194V124H193ZM239 125H240V124H239ZM12 126H13V125H12ZM35 126H36V125H35ZM51 126H52V125H51ZM60 126H61V125H60ZM68 126H69V125H68ZM68 126H67V127H68ZM78 126H79V123H78ZM81 126H84V125H81ZM92 126H93V125H92ZM92 126H91V127H92ZM138 126H139V125H138ZM161 126H162V125H161ZM195 126H196V125H194V128H195ZM197 126H198V125H197ZM42 127H43V126H42ZM54 127H55V126H54ZM64 127H65V126H64ZM73 127L75 128V126H73ZM73 127H72V128H73ZM87 127H88V126H87ZM99 127H101V126H99ZM99 127H97V129H99ZM103 127H104V126H103ZM110 127H111V126H110ZM120 127H121V126H120ZM122 127H121V128H122ZM148 127H149V126H148ZM159 127H160V126H159ZM173 127L175 128V126H173ZM227 127H228V125H227ZM8 128H9V127H8ZM8 128H7V129H8ZM31 128H32V127H31ZM43 128H44V127H43ZM58 128H59V127H58ZM69 128H70V127H69ZM72 128H71V129H72ZM74 128H73V129H74ZM81 128H82V127H81ZM83 128H84V127H83ZM93 128H94V127H93ZM101 128H102V127H101ZM113 128H114V127H113ZM137 128H138V127H137ZM160 128H161V127H160ZM28 129H29V128H28ZM48 129H49V128H48ZM53 129H54V128H53ZM56 129H57V127H56ZM66 129H68V128H66ZM71 129H70V130H71ZM91 129H92V128H91ZM115 129H116V128H115ZM122 129H124V128H122ZM147 129H148V128H147ZM15 130H16V128H15ZM21 130H22V129H21ZM23 130H24V129H23ZM31 130H34V129L32 128ZM37 130H38V129H37ZM68 130H69V129H68ZM104 130H105V129H104ZM117 130H118V129H117ZM129 130H130V129H129ZM135 130H137V129H135ZM135 130H134V131H135ZM138 130H140V129H138ZM174 130H175V129H174ZM181 130H182V129H181ZM228 130H230V129H228ZM6 131H7V130H6ZM9 131H10V130H9ZM11 131H13V130H11ZM34 131H35V130H34ZM51 131H52V129H51ZM53 131H54V130H53ZM53 131H52V132H53ZM55 131H56V130H55ZM61 131H63V130H61ZM72 131H73V130H72ZM90 131H91V130H90ZM102 131H103V130H102ZM107 131H108V130H107ZM110 131H111V130H110ZM124 131H125V130H124ZM172 131H173V130H172ZM226 131H227V130H226ZM17 132H18V131H17ZM17 132H16V133H17ZM35 132H36V131H35ZM66 132H67V131H66ZM83 132H84V131H83ZM111 132H113V131H111ZM121 132H122V131H121ZM128 132H129V131H128ZM142 132H143V131H142ZM178 132H179V131H178ZM191 132H192V130H191ZM229 132H230V131H229ZM4 133L8 134L7 132H4ZM10 133H11V132H10ZM12 133H13V132H12ZM16 133H15V134H16ZM29 133H31V132L29 131ZM33 133H34V132H33ZM47 133H48V132H47ZM53 133H54V132H53ZM68 133H69V132H68ZM170 133H171V132H170ZM187 133H188V132H187ZM1 134H2V135H5V134H3V132H1ZM15 134H14V135H15ZM37 134H38V133H37ZM41 134H42V133H41ZM65 134H66V133H65ZM71 134H72V133H71ZM119 134H120V133H119ZM129 134H131V132H130ZM133 134H135V133H133ZM167 134H168V133H167ZM173 134H174V133H173ZM180 134H181V133H180ZM183 134H184V133H183ZM8 135H10V134H8ZM38 135H39V134H38ZM46 135H47V134H46ZM92 135H93V134H92ZM98 135H101V134H98ZM111 135H112V134H111ZM114 135H115V134H114ZM139 135H140V134H139ZM141 135H142V134H141ZM176 135H177V133H176ZM228 135H229V133H228ZM234 135H235V134H233V136H234ZM247 135H248V134H247ZM49 136H50V135H49ZM75 136H76V135H75ZM75 136H74V137H75ZM80 136H81V135H80ZM120 136H121V134H120ZM129 136H130V135H129ZM129 136H128V137H129ZM131 136H132V135H131ZM151 136H153V135H151ZM151 136H150V137H151ZM197 136H199V135H197ZM202 136H203V135H202ZM15 137H16V136H15ZM23 137H24V136H23ZM40 137H41V136H40ZM42 137H43V136H42ZM69 137H70V136H69ZM71 137H72V136H71ZM74 137H72V138H74ZM82 137H83V136H82ZM92 137H94V136H92ZM97 137H98V136H97ZM107 137H110V138H111V136H107ZM118 137H119V136H118ZM123 137H124V136H123ZM141 137H142V136H141ZM181 137H182V136H181ZM226 137H227V136H226ZM6 138H7V137H6ZM104 138H105V137H104ZM114 138H115V137H114ZM134 138H135V137H134ZM137 138H138V137H137ZM195 138H196V136H195ZM228 138H229V137H228ZM234 138H235V137H234ZM30 139H31V138H30ZM39 139H40V138H39ZM59 139H60V138H59ZM59 139H58V140H59ZM66 139H67V138H66ZM69 139H70V138H69ZM112 139H113V137H112ZM144 139H145V138H144ZM156 139H157V137H156ZM225 139H226V138H225ZM232 139H233V138H232ZM18 140H19V139H18ZM32 140H33V139H32ZM46 140H48V139H46ZM58 140H57V141H58ZM72 140H73V139H72ZM99 140H101V139H99ZM108 140H109V139H108ZM110 140H111V139H110ZM114 140H115V139H114ZM140 140H141V139H140ZM152 140H153V139H152ZM201 140H202V138H201ZM241 140H242V139H241ZM259 140H260V139H259ZM10 141H12V140H10ZM10 141H9V142H10ZM14 141H15V140H14ZM35 141H36V140H35ZM54 141H55V140H54ZM70 141H71V140H70ZM101 141H102V140H101ZM101 141H100V142H101ZM103 141H105V140H103ZM123 141H124V140H123ZM127 141H128V140H127ZM144 141H146V140H144ZM153 141H154V140H153ZM171 141H172V140H171ZM198 141H199V140H198ZM207 141H208V140H207ZM222 141H223V140H221V142H222ZM12 142H13V141H12ZM21 142H22V141H21ZM23 142H24V141H23ZM36 142H37V141H36ZM39 142H40V141H39ZM48 142H49V141H48ZM71 142H72V141H71ZM73 142H74V141H73ZM91 142H92V141H91ZM91 142H89V143H90V148H91V146H92V145H91ZM110 142H111V141H110ZM110 142H109V143H110ZM178 142H179V140H178ZM211 142H212V141H211ZM221 142H220V143H221ZM224 142H225V141H224ZM5 143H6V142H5ZM5 143H4V144H5ZM16 143L18 144V143H20V142H17V141H16ZM27 143H28V142H27ZM42 143H43V142H42ZM45 143H46V142H45ZM58 143H59V142H58ZM66 143H67V142H66ZM87 143H88V142H87ZM95 143H96V142H95ZM95 143H94V144H95ZM116 143H117V142H116ZM120 143H121V142H120ZM138 143H140V142H138ZM143 143H144V142H143ZM175 143H176V141H175ZM192 143H194V142H192ZM192 143H191V144H192ZM236 143H237V142H236ZM12 144H13V143H12ZM55 144H56V143H55ZM60 144H61V143H60ZM62 144H64V143H62ZM99 144H100V143H99ZM101 144H102V143H101ZM103 144H104V143H103ZM117 144H118V143H117ZM126 144H127V143H126ZM131 144H132V143H131ZM146 144H147V143H146ZM155 144H156V143H155ZM203 144H204V146L206 147V145H205L204 142H203ZM206 144H207V143H206ZM212 144H214V143H212ZM230 144H231V143H230ZM244 144H245V143H244ZM25 145H26V144H25ZM44 145H45V144H44ZM64 145H65V144H64ZM87 145H88V144H87ZM104 145H105V144H104ZM147 145H148V144H147ZM151 145H152V144H151ZM179 145H180V144H179ZM185 145H186V144H185ZM208 145H209V144H208ZM9 146H11V145H9ZM12 146H13V145H12ZM28 146H30V145L28 144ZM36 146H38V144H36ZM40 146H41V145H40ZM46 146H47V145H46ZM65 146H66V145H65ZM69 146L71 147V145H69ZM74 146H75V145H74ZM81 146H82V145H81ZM108 146H109V145H108ZM210 146H211V145H210ZM234 146H236V145H234ZM234 146H233V147H234ZM13 147H14V146H13ZM58 147H60V146H58ZM61 147H62V145H61ZM66 147H68V146H66ZM82 147H83V146H82ZM92 147H93V146H92ZM96 147H98L97 144H96ZM122 147H123V146H122ZM128 147H129V145H128ZM138 147H139V146H138ZM138 147H137V148H138ZM148 147H149V146H148ZM154 147L156 148L157 145L154 146ZM161 147H162V146H161ZM173 147H174V146H173ZM178 147H179V146H178ZM191 147H192V146H191ZM211 147H212V146H211ZM255 147H256V146H255ZM17 148H18V147H17ZM33 148H34V146H33ZM35 148H36V147H35ZM39 148H41V147H39ZM48 148H49V147H48ZM50 148H51V147H50ZM56 148H57V147H56ZM75 148H76V147H75ZM77 148H78V147H77ZM83 148H84V147H83ZM85 148H86V147H85ZM146 148H147V147H145V149H146ZM150 148H151V146H150ZM175 148H176V147H175ZM197 148H198V146H197ZM238 148H239V146H238ZM238 148H237V149H238ZM249 148H250V147H249ZM249 148H248V149H249ZM25 149L28 150L29 147H28V149H27V148H25ZM60 149H61V148H60ZM64 149H65V148H64ZM86 149H88V148H86ZM86 149H84V150H86ZM120 149H121V147H120ZM140 149H141V148H140ZM171 149H172V148H171ZM189 149H190V148H189ZM221 149H222V148H221ZM234 149H235V148H234ZM237 149H236V150H237ZM255 149L257 150V148H255ZM255 149H254V150H255ZM258 149H260V148H258ZM17 150H18V149H17ZM31 150H32V149H31ZM41 150H42V149H41ZM65 150H66V149H65ZM84 150H83V151H84ZM113 150H114V149H113ZM142 150H143V149H142ZM153 150H154V149H153ZM159 150H160V149H158V151H159ZM184 150H186V149H184ZM194 150H195V149H194ZM197 150H198V149H197ZM211 150H213V149H211ZM228 150H229V149H228ZM0 151H1V149H0ZM20 151H21V150H20ZM45 151H46V150H45ZM52 151H54V150H52ZM71 151H73V150H71ZM100 151H101V150H100ZM103 151H104V150H103ZM106 151H107V150H106ZM123 151H124V150H123ZM127 151H128V150H127ZM148 151H149V150H148ZM148 151H147V152H148ZM156 151H157V150H156ZM198 151H199V150H198ZM221 151H222V150H221ZM238 151H239V150H238ZM240 151H241V150H240ZM257 151H258V150H257ZM11 152H12V151H11ZM15 152H16V151H15ZM26 152H27V151H26ZM33 152H34V150H33ZM46 152H47V151H46ZM59 152H60V151H59ZM65 152H66V151H65ZM67 152H68V151H67ZM80 152H82V151H80ZM84 152H85V151H84ZM90 152H91V150H90ZM121 152H122V151H121ZM215 152H218V151L215 150ZM219 152H220V151H219ZM234 152H235V151H234ZM258 152H259V151H258ZM28 153H29V152H28ZM49 153H50V151H49ZM55 153H56V152H55ZM73 153H74V151H73ZM75 153H76V152H75ZM100 153H101V152H100ZM105 153H106V152H105ZM112 153H113V152H112ZM114 153H115V152H114ZM116 153H117V152H116ZM116 153H115V154H116ZM126 153H127V152H126ZM133 153H134V152H133ZM149 153H150V152H149ZM163 153H164V152H162V154H163ZM168 153H169V152H168ZM198 153H199V152H198ZM208 153H209V152H208ZM226 153H227V152H226ZM230 153H231V152H230ZM242 153H243V152H242ZM249 153H250V152H249ZM253 153H254V151H253ZM16 154H17V152H16ZM16 154H15V155H16ZM24 154H25V152H24ZM31 154H32V152H31ZM36 154H37V153H36ZM46 154H47V153H45V155H46ZM77 154H78V152L76 153V155H77ZM80 154H81V153H80ZM94 154H95V153H94ZM124 154H125V153H124ZM131 154H132V153H131ZM142 154H143V153H142ZM165 154H166V152H165ZM179 154H180V153H179ZM190 154H192V153H190ZM224 154H225V153H224ZM227 154H228V153H227ZM254 154H256V153H254ZM42 155H43V154H42ZM47 155H48V154H47ZM68 155H70V154H68ZM85 155H86V154H85ZM87 155H88V154H87ZM87 155H86V156H87ZM97 155H98V154H97ZM101 155H102V153H101ZM105 155H107V153H106ZM146 155H147V153H146ZM151 155H152V154H151ZM180 155H181V154H180ZM213 155H214V154L212 153V156H213ZM216 155H217V153H216ZM229 155H230V154H229ZM229 155H227V156L229 157ZM4 156H5V155H4ZM11 156H12V155H11ZM22 156H23V155H22ZM39 156H40V155H39ZM49 156H50V154H49ZM56 156H57V155H56ZM60 156H61V155H60ZM83 156H84V155H83ZM90 156L92 157V155H90ZM141 156H142V155H141ZM152 156H153V155H152ZM162 156H163V155H162ZM167 156H168V155H167ZM181 156H182V155H181ZM189 156H191V155H189ZM201 156H202V155H201ZM255 156H256V155H255ZM260 156H261V155H260ZM24 157H26V156H24ZM33 157H34V156H33ZM33 157H32V159H33ZM40 157H41V156H40ZM50 157H52V156H50ZM61 157H62V156H61ZM66 157H68V156H66ZM72 157H74V156H72ZM78 157H79V155H78ZM117 157H118V156H117ZM135 157L138 158L137 156H135ZM139 157H140V156H139ZM147 157H148V156H147ZM192 157H194V155H192ZM197 157H198V156H197ZM206 157H207V156H206ZM220 157H222V156H220ZM220 157H218V158H220ZM252 157H254V156H252ZM34 158L39 159V157H34ZM42 158H44V157H42ZM79 158H80V157H79ZM87 158H88V157H87ZM92 158H93V157H92ZM92 158H90V159H92ZM96 158H97V157H96ZM101 158H102V156H101ZM112 158H113V157H112ZM148 158H149V157H148ZM150 158H151V157H150ZM159 158H160V157H159ZM182 158H183V157H182ZM188 158H189V157H188ZM222 158H223V157H222ZM222 158H221V159H222ZM230 158H232V157H230ZM239 158H240V156H239ZM71 159H72V158H71ZM74 159H78V158H75V157H74ZM81 159H84V157H82ZM122 159H123V158H122ZM126 159H127V157H126ZM153 159H154V158H153ZM155 159H156V158H155ZM163 159H164V158H163ZM179 159H180V158H179ZM179 159H178V160H179ZM199 159H200V158H199ZM224 159H225V158H224ZM227 159H228V158H227ZM5 160H6V159H5ZM65 160H67V159H65ZM65 160H64V161H65ZM69 160H70V159H69ZM85 160H86V159H85ZM88 160H89V159H88ZM88 160H87V161H88ZM95 160H96V159H95ZM100 160H101V159H100ZM138 160H139V159H138ZM149 160H150V159H149ZM149 160H147V161H149ZM151 160H152V158H151ZM157 160H158V159H157ZM166 160H167V158H166ZM228 160H230V159H228ZM228 160H227V161H228ZM252 160H253V159H252ZM6 161H7V160H6ZM13 161H14V160H13ZM34 161H35V160H34ZM43 161H44V160H43ZM46 161H47V160H46ZM49 161H50V160H49ZM75 161H77V160H75ZM78 161H79V160H78ZM87 161H86V164L89 162V161H88V162H87ZM93 161H94V160H93ZM96 161H97V160H96ZM118 161H121V160H118ZM167 161H168V160H167ZM171 161H173V159H172ZM212 161H213V160H212ZM216 161H217V160H216ZM219 161H220V160H219ZM260 161H261V160H260ZM0 162H1V161H0ZM14 162H15V161H14ZM17 162H18V161H17ZM19 162H21V161H19ZM23 162H24V161H23ZM35 162H36V161H35ZM38 162H39V161H38ZM66 162H67V161H66ZM71 162H74V161H71ZM91 162H92V161H91ZM91 162H90V163H91ZM94 162H95V161H94ZM99 162H100V161H99ZM108 162H109V161H108ZM115 162H117V161L115 160ZM121 162H122V161H121ZM144 162H145V161H144ZM154 162H156V161H154ZM169 162H170V161H169ZM169 162H168V163H169ZM209 162H210V161H209ZM223 162H224V161H223ZM238 162H239V161H238ZM252 162H253V161H252ZM254 162H255V161H254ZM254 162H253V163H254ZM4 163H5V162H4ZM10 163H11V162H10ZM21 163H22V162H21ZM21 163H20V164H21ZM122 163H124V162H122ZM140 163H141V161H140ZM145 163H146V162H145ZM152 163H153V162H152ZM164 163H166V162H164ZM164 163H161V164L163 165ZM172 163H173V162H172ZM193 163H194V162H193ZM197 163H198V162H197ZM213 163H214V162H213ZM220 163H221V161H220ZM226 163H227V162H226ZM255 163H256V162H255ZM257 163H258V162H257ZM263 163H264V162H263ZM8 164H9V163H8ZM27 164H28V163H27ZM35 164L37 165V163H35ZM42 164H43V163H42ZM47 164L50 165L49 162H48ZM73 164L76 165V163H73ZM73 164H72V165H73ZM82 164H83V161H82ZM86 164H85V165H86ZM95 164H96V162H95ZM99 164H101V163H99ZM109 164H110V163H109ZM112 164H113V160H112ZM116 164H117V163H116ZM142 164L144 165V163H142ZM169 164H171V163H169ZM190 164H191V163H190ZM194 164H195V163H194ZM217 164H218V163H217ZM243 164H244V163H243ZM243 164H242V165H243ZM0 165H1V164H0ZM5 165H7V164H5ZM11 165H12V164H11ZM13 165H14V164H13ZM13 165H12V167H13ZM29 165H30V164H29ZM40 165H41V163H40ZM51 165H52V164H51ZM79 165H80V164H79ZM110 165H111V164H110ZM114 165H115V164H114ZM118 165H119V164H118ZM158 165H159V162H158ZM176 165H177V164H176ZM213 165H214V164H213ZM213 165H211V166H213ZM218 165H219V164H218ZM255 165H256V164H255ZM86 166H87V165H86ZM90 166H91V165H90ZM95 166H96V165H95ZM103 166H104V165H102V169H103ZM115 166H116V165H115ZM120 166H121V165H120ZM155 166H156V165H155ZM185 166H186V163H185ZM190 166H191V165H190ZM248 166H249V165H248ZM257 166H258V165H257ZM257 166H255V167H257ZM260 166H261V165H259V167H260ZM262 166H263V165H262ZM5 167H6V166H5ZM8 167H9V165H8ZM18 167H20V166H18ZM31 167H32V166H31ZM43 167H44V165H43ZM79 167H81V166H79ZM82 167H83V166H82ZM96 167H97V166H96ZM105 167H106V166H105ZM117 167H118V166H117ZM122 167H123V166H122ZM145 167H146V165H145ZM147 167H148V166H147ZM152 167H153V166H152ZM178 167H181V166H178ZM216 167H217V166H216ZM220 167H221V166H220ZM228 167H229V166H228ZM234 167H235V166H234ZM242 167H243V166H242ZM252 167H253V166H252ZM255 167H254V169H255ZM259 167H258V169H259ZM14 168H15V167H14ZM14 168H13V169H14ZM20 168H21V167H20ZM45 168H46V167H45ZM48 168H49V166H48ZM63 168H64V167H63ZM93 168H94V167H93ZM128 168H129V167H128ZM128 168H127V169H128ZM140 168H141V166H140ZM142 168H143V167H142ZM155 168H156V167H155ZM187 168H188V167H187ZM197 168H198V167H197ZM202 168H203V166H202ZM202 168H201V169H202ZM225 168H226V167H225ZM235 168H236V167H235ZM243 168H244V167H243ZM260 168H261V167H260ZM1 169H2V168H1ZM41 169H42V168H41ZM52 169H53V168H52ZM58 169H59V168H58ZM83 169H84V168H83ZM86 169H87V168H86ZM99 169H100V168H99ZM115 169L119 172V170H118L117 168H115ZM127 169H126V170H127ZM152 169H154V168H152ZM174 169H175V168H174ZM174 169H173V171H174ZM178 169H179V168H178ZM191 169H192V168H191ZM193 169H194V166H193ZM193 169H192V170H193ZM201 169H199V170H201ZM219 169H220V168H219ZM245 169H246V168H245ZM7 170H9V169H7ZM21 170H23V169H21ZM24 170H25V169H24ZM26 170H27V169H26ZM26 170H25V171H26ZM66 170H67V169H66ZM75 170H76V169H75ZM91 170H92V169H91ZM91 170H90V171H91ZM104 170H105V172H106V169H104ZM104 170H103V172H104ZM116 170H115V171H116ZM146 170H148V168H147ZM150 170H151V169H150ZM150 170H149V171H150ZM157 170H158V169H157ZM185 170H186V169H185ZM188 170H189V169H188ZM192 170H191V171H192ZM195 170H196V169H195ZM206 170H207V169H206ZM223 170L225 171V169H223ZM223 170H222V171H223ZM226 170H228V169H226ZM16 171H17V170H16ZM28 171H29V170H28ZM67 171H68V170H67ZM84 171H85V170H84ZM86 171H87V170H86ZM100 171H101V170H100ZM117 171H116V172H117ZM123 171H124V170H123ZM152 171H154V170H152ZM186 171H187V170H186ZM215 171H216V170H215ZM229 171H230V169H229ZM246 171H248V170H246ZM4 172H5V171H4ZM17 172H18V171H17ZM60 172H61V171H60ZM70 172H71V171H70ZM75 172H76V171H75ZM79 172H80V171H79ZM91 172H92V171H91ZM91 172H90V175H92ZM111 172H112V171H111ZM118 172H117V173H118ZM144 172H145V171H144ZM187 172H188V171H187ZM203 172H204V171H203ZM231 172H232V171H231ZM234 172H235V171H234ZM240 172H241V170H240ZM250 172H251V171H250ZM13 173H14V171H13ZM20 173H21V172H20ZM28 173H30V172H28ZM92 173H93V172H92ZM96 173H97V172H96ZM108 173H109L108 176H110V172H108ZM112 173H113V172H112ZM151 173H152V172H151ZM151 173H150V174H151ZM154 173H155V172H154ZM162 173H164V172H162V170H161V174H162ZM185 173H186V172H185ZM201 173H202V172H201ZM205 173H206V172H204V174H205ZM224 173H225V172H224ZM241 173H242V172H241ZM251 173H252V172H251ZM255 173H256V172H255ZM263 173H264V172H263ZM4 174H6V173H4ZM8 174H9V173H7V176H8ZM30 174H31V173H30ZM51 174H52V173H51ZM69 174H71V173H68L67 176H69ZM86 174H87V173H86ZM161 174H160V175H161ZM174 174H175V173H174ZM189 174H190V173H189ZM191 174H192V172H191ZM211 174H212V172H211ZM211 174H210V175H211ZM219 174H220V173H219ZM219 174H218V175H219ZM228 174H229V173H228ZM230 174H232V173H230ZM239 174H240V173H239ZM17 175H18V173H17ZM34 175H36V174H31L30 177L33 179L34 177H32V176H34ZM42 175H43V174H42ZM45 175H46V174H45ZM71 175H72V174H71ZM115 175H116V174H115ZM155 175H156V173H155ZM160 175H159V176H160ZM162 175H165V174H162ZM162 175H161V176H162ZM176 175H177V173H176ZM182 175H183V174H182ZM197 175H199V174H197ZM208 175H209V173H208ZM218 175H217V176H218ZM232 175H233V174H232ZM251 175H252V174H251ZM263 175H264V174H263ZM7 176H6V177H7ZM23 176H24V173H23ZM25 176H27V175H25ZM36 176H38V175H36ZM48 176H50V175H48ZM58 176H59V175H58ZM77 176H78V175H77ZM82 176H84V173H83ZM105 176H106V175H105ZM125 176H127V174H126ZM145 176H146V178H147L148 175H145ZM161 176H160V177H161ZM184 176H185V175H184ZM214 176H215V175H214ZM17 177H18L19 179H22V180L26 181L25 179H23V177H20L19 175H18ZM30 177H29V179H30ZM71 177H72V176H70V178H71ZM78 177H79V176H78ZM113 177H114V176H113ZM128 177H129V176H128ZM179 177H180V176H179ZM181 177H182V176H181ZM190 177H192V175H191ZM193 177H194V175H193ZM224 177H225V176H224ZM227 177H228V176H227ZM231 177H232V176H230L229 178H231ZM243 177H244V175H243ZM27 178H28V177H27ZM98 178H100V177L98 176ZM185 178H186V177H185ZM200 178H201V177H200ZM202 178H203V177H202ZM12 179H14V178H12ZM38 179H39V176H38ZM57 179H58V177H57ZM59 179H60V178H59ZM63 179H64V178H63ZM79 179H80V178H79ZM94 179H96V178H94ZM131 179H132V178H131ZM134 179H135V178H134ZM143 179H144V177H143ZM147 179H148V178H147ZM158 179H159V178H158ZM164 179H165V178H164ZM170 179L172 180V178H170ZM181 179H182V178H181ZM252 179H253V178H252ZM65 180H66V179H65ZM68 180H69V179H68ZM68 180H67V181H68ZM116 180H117V179H116ZM129 180H130V179H129ZM161 180H162V179H161ZM186 180H187V179H186ZM214 180H215V179H214ZM224 180H225V179H224ZM230 180H231V179H229V180H227V181H230ZM2 181H3V180H2ZM32 181L34 182V180H32ZM32 181H30V182L27 181V182H29L30 184H32V183H31ZM39 181H40V179H39ZM44 181H46V180H44ZM44 181H43V182H44ZM49 181H50V180H49ZM54 181H55V179H54ZM62 181H63V180H62ZM78 181H79V180H78ZM86 181H87V180H86ZM158 181H160V180H157V182H158ZM165 181H166V180H165ZM194 181H195V180H194ZM211 181L213 182V180H211ZM222 181H223V180H221L220 182L222 183ZM253 181H254V180H253ZM15 182H16V181H15ZM43 182H42V183H43ZM57 182H59V181H57ZM69 182H70V181H69ZM75 182H76V180H75ZM75 182H74V184H75ZM81 182H82V181H81ZM95 182H96V181H95ZM98 182H99V181H98ZM105 182H106V181H105ZM110 182H111V180H110ZM118 182L120 183L121 181H118ZM136 182H137V181H136ZM206 182H208V181H206ZM216 182H217V181H216ZM225 182H226V181H225ZM20 183H21V182H20ZM40 183H41V181H40ZM40 183H39V184H40ZM90 183H91V181H90ZM119 183H117V184H119ZM145 183H146V182H145ZM153 183H154V181H153ZM164 183H165V182H164ZM194 183H195V182H194ZM200 183H201V182H200ZM237 183H238V182H237ZM252 183H253V182H252ZM252 183H251V184H252ZM260 183H261V182H260ZM39 184H38V186H39ZM49 184H50V183H49ZM66 184H67V183H66ZM76 184H77V183H76ZM85 184H86V183H85ZM88 184H89V183H88ZM99 184H100V183H99ZM109 184H110V183H109ZM125 184H126V183H125ZM138 184H139V183H138ZM146 184H147V183H146ZM178 184H179V183H178ZM203 184H204V183H203ZM210 184H211V183H210ZM224 184H225V183H224ZM229 184H230V183H229ZM238 184H239V183H238ZM8 185H9V184H8ZM18 185H19V184H18ZM47 185H48V184H47ZM47 185H46V186H47ZM50 185H51V184H50ZM58 185H60V184H58ZM68 185H71V182H70ZM95 185H97V184H95ZM104 185H105V184H104ZM127 185H128V184H127ZM140 185H141V184H140ZM162 185H163V184H162ZM171 185H172V184H171ZM176 185H177V184H176ZM206 185H208V184H206ZM220 185H223V184H220ZM226 185H227V183H226ZM252 185H253V184H252ZM255 185H256V184H255ZM260 185H261V184H260ZM28 186H29V184H28ZM28 186H27V187H28ZM75 186H77V185H75ZM97 186H98V185H97ZM118 186H119V185H118ZM134 186H136V185H134ZM187 186H188V185H187ZM199 186H200V185H199ZM250 186H251V185H250ZM20 187H22V186H20ZM61 187H62V186H61ZM66 187H67V186H66ZM70 187H71V186H70ZM106 187H108V186H106ZM132 187H133V186H132ZM154 187H155V186H154ZM154 187H153V188H154ZM162 187H165V186H162ZM173 187H174V186H173ZM180 187H181V186H180ZM183 187H185L184 184H183ZM195 187H196V186H195ZM211 187H212V186H211ZM221 187H222V186H221ZM223 187H224V186H223ZM225 187H226V186H225ZM227 187H228V186H227ZM229 187H230V186H229ZM252 187H253V186H252ZM255 187L257 188V186H255ZM6 188H7V187H6ZM30 188H31V187H30ZM30 188H29V189H30ZM55 188L57 189V187H55ZM59 188H60V187H59ZM67 188H68V187H67ZM67 188H66V190H67ZM73 188H74V187H73ZM97 188H99V187H97ZM111 188H112V187H111ZM145 188H147V187H145ZM153 188H152V189H153ZM159 188H160V187H159ZM185 188H186V187H185ZM213 188H214V187H213ZM218 188H220V187H218ZM31 189H32V188H31ZM43 189H44V187H43ZM53 189H54V188H53ZM92 189H93V185H92ZM104 189H105V187H104ZM108 189H109V187H108ZM115 189H116V188H115ZM117 189H118V188H117ZM123 189H124V188H123ZM156 189H157V188H156ZM160 189H161V188H160ZM168 189H169V187H168ZM168 189H167V190H168ZM172 189H173V188H172ZM178 189H179V188H178ZM188 189H189V188H188ZM196 189H197V188H196ZM199 189H200V187H199ZM8 190H9V189H8ZM14 190H15V189H14ZM22 190H23V189H22ZM38 190H39V188L37 189V191H38ZM47 190H48V189H47ZM59 190H60V189H59ZM125 190H126V188H125ZM138 190H139V189H138ZM144 190L146 191V189H144ZM169 190H170V189H169ZM169 190H168V191H169ZM180 190H181V189H180ZM189 190H190V189H189ZM203 190H204V189H203ZM208 190H209V189H208ZM221 190H222V188H221ZM225 190H226V189H225ZM228 190H231V189H228ZM4 191H6V190H4ZM60 191H61V190H60ZM94 191H95V190H94ZM99 191H100V190H99ZM101 191H102V189H101ZM110 191L113 192L112 190H110ZM151 191H152V190H151ZM153 191H157V190L154 189ZM161 191H162V190H161ZM186 191H187V190H186ZM196 191H197V190H196ZM32 192H33V190H32ZM32 192H31V193H32ZM41 192H42V191H41ZM55 192H57V191L55 190ZM102 192H103V191H102ZM104 192H105V191H104ZM123 192H124V190H123ZM199 192H200V191H199ZM206 192H207V191H206ZM215 192H216V191H215ZM217 192H218V191H217ZM222 192H223V191H222ZM224 192H225V191H224ZM259 192H262V191H259ZM3 193H4V192H3ZM6 193H7V192H6ZM10 193H11V192H10ZM39 193H40V192H39ZM43 193H44V192H43ZM47 193L49 194L48 191H47ZM47 193L42 194V195L44 196V195H46ZM58 193H59V192H58ZM58 193H57V194H58ZM66 193H68V192H66ZM115 193H116V192H115ZM119 193H120V192H119ZM127 193H128V192H127ZM130 193H131V192H130ZM141 193H142V192H141ZM146 193H147V192H146ZM154 193H155V192H154ZM161 193H162V192H161ZM180 193H181V192H180ZM204 193H205V192H204ZM211 193H213V192H211ZM218 193H219V192H218ZM225 193H227V192H225ZM253 193H254V192H253ZM253 193H251V194H253ZM262 193H263V192H262ZM13 194H14V193H13ZM32 194H33V193H32ZM100 194H101V193H100ZM102 194H103V193H102ZM108 194H109V193H108ZM120 194H121V193H120ZM137 194H138V193H136V195H137ZM178 194H179V193H178ZM182 194H183V192H182ZM182 194H181V195H176V194H173V193L169 192L168 195H167V197L165 196V197H166V198H165V201H166L165 203H166V206H167V208H168V209H167V211H168L167 214H168V215L165 213L167 216L175 215V214L177 215V214H179L181 211H183V210H185V209L189 210V209L192 208V204H193V203H192V198H191V196H190L189 194H187V193H186L185 195H184V194L182 195ZM198 194H201V193H198ZM209 194H210V193H209ZM214 194H215V193H214ZM227 194H228V193H227ZM242 194H243V193H242ZM244 194H246V193H244ZM244 194H243V195H244ZM6 195H7V194H6ZM10 195H11V194H10ZM10 195H8V196H10ZM53 195H54V193H53ZM58 195H59V194H58ZM117 195H118V193H117ZM149 195H150V194H149ZM157 195H158V194H157ZM224 195H225V194H224ZM3 196H5V195H3ZM23 196L25 197V195H23ZM50 196H52V195H50ZM56 196H57V195H56ZM60 196H61V195H60ZM70 196H71V195H70ZM70 196H69V197H70ZM98 196H99V194H98ZM104 196H105V195H104ZM118 196H120V195H118ZM133 196H134V195H133ZM151 196H152V195H151ZM199 196H200V195H199ZM212 196H213V195H212ZM215 196H216V195H215ZM64 197H65V196H64ZM64 197H63V198H64ZM125 197H126V196H125ZM138 197L140 198V196H138ZM143 197H146V196H143ZM152 197H153V196H152ZM160 197H161V196H160ZM208 197H209V195H208ZM213 197H214V196H213ZM238 197H239V196H238ZM246 197H247V196H246ZM263 197H264V196H263ZM15 198H16V197H15ZM21 198H22V197H21ZM21 198H20V199H21ZM40 198H41V197H40ZM45 198H46V197H45ZM52 198H54V197H52ZM52 198H51V199H52ZM57 198H58V197H57ZM108 198H109V197H108ZM115 198H116V197H115ZM120 198H121V197H120ZM129 198H130V197H129ZM135 198H137V197L135 196ZM154 198H155V196H154ZM204 198H205V197H204ZM219 198H220V197H219ZM222 198H223V197H222ZM251 198H252V197H251ZM2 199H3V198H2ZM7 199H8V198H6V200H5V199H4V200L7 201ZM13 199H14V198H13ZM25 199H26V198H25ZM29 199H30V198H29ZM47 199H48V198H47ZM47 199H46V201H47ZM51 199H50V201H51ZM58 199H59V198H58ZM97 199H98V198H97ZM100 199H101V198H100ZM146 199H147V198H146ZM194 199H195V198H194ZM212 199H213V198H212ZM214 199H216V198H214ZM261 199H262V198H261ZM10 200H11V199H9V201H10ZM26 200H27V199H26ZM66 200H67V199H66ZM120 200H122V199H120ZM120 200H119V201H120ZM125 200H127V199H125ZM150 200H151V199H150ZM155 200H156V199H155ZM158 200H161V198L158 199ZM210 200H211V199H210ZM247 200H248V199H247ZM257 200H258V198H257ZM257 200H256V201H257ZM11 201H12V200H11ZM28 201H29V200H28ZM33 201H34V200H33ZM40 201H41V199H40ZM54 201H55V200H54ZM54 201H53V202H54ZM59 201H62V200H59ZM110 201H111V199H110ZM115 201H116V200H115ZM140 201H142V200L140 199ZM140 201H139V202H140ZM147 201H148V200H147ZM162 201H163V198H162ZM211 201H212V200H211ZM217 201H218V199H217ZM224 201H225V200H224ZM12 202H13V201H12ZM22 202H23V201H22ZM24 202H25V200H24ZM37 202H38V200H37ZM37 202H36V203H37ZM47 202H48V201H47ZM66 202H67V201H66ZM112 202L114 203L113 200H112ZM112 202H111V203H112ZM127 202H131V201H128V200H127ZM135 202H136V201H135ZM201 202H203V201H201ZM206 202H207V200H206ZM238 202H239V201H238ZM242 202H243V201H242ZM242 202H241V203H242ZM261 202H262V201H261ZM263 202H264V201H263ZM1 203H2V202H1ZM4 203H5V202H4ZM7 203H9V202H7ZM15 203H16V201H15ZM26 203H27V202H26ZM31 203H32V202H31ZM31 203H30V204H31ZM34 203H35V202H34ZM36 203H35V204H36ZM39 203H40V202H39ZM41 203H42V202H41ZM41 203H40V206H41ZM98 203H99V202H98ZM103 203H105V202H103ZM123 203H124V201H123ZM137 203H138V199H137ZM158 203H159V202H158ZM158 203H157V204H158ZM163 203H164V202H163ZM204 203H205V202H204ZM213 203H214V202H213ZM223 203H224V202H223ZM225 203H226V202H225ZM251 203H252V202H250V204H251ZM256 203H257V202H256ZM43 204H44V203H43ZM52 204H53V203H52ZM64 204H66V203H64ZM125 204H126V202H125ZM140 204H141V203H140ZM148 204H149V203H148ZM153 204H154V203H153ZM157 204H156V205H157ZM202 204H203V203H202ZM227 204H228V203H227ZM234 204H235V203H234ZM238 204L240 205V203H238ZM253 204H254V203H253ZM258 204H259V203H258ZM10 205H11V203H10ZM31 205H33V204H31ZM59 205H60V207H61V204H60V203H59ZM98 205H99V204H98ZM103 205H104V204H103ZM105 205H106V204H105ZM200 205H201V204H200ZM204 205H205V204H204ZM208 205H209V204H208ZM0 206H1V205H0ZM21 206L23 207V205H21ZM26 206H27V205H26ZM33 206H34V205H33ZM33 206H32V207H33ZM50 206H51V205H50ZM53 206H54V205H53ZM66 206H68V204H67ZM107 206H108V205H107ZM109 206H110V205H109ZM139 206H140V205H139ZM152 206H153V205H152ZM154 206H155V205H154ZM222 206H224V205H222ZM226 206H227V205H226ZM250 206H251V205H250ZM8 207H9V206H8ZM13 207H15V206H13ZM47 207H48V206H47ZM100 207H101V206H100ZM129 207H130V206H129ZM132 207H135V208H136V206H133V205H132ZM162 207H163V204H162ZM162 207H161V208H162ZM193 207H194V206H193ZM203 207H204V206H203ZM210 207H211V206H210ZM228 207H229V206H228ZM235 207H236V206H235ZM237 207H238V206H237ZM237 207H236V208H237ZM259 207H261V205H260ZM3 208H4V207H3ZM18 208H19V206H18ZM49 208H50V207H49ZM62 208H63V206H62ZM111 208H112V207H111ZM118 208H119V207H118ZM123 208H124V207H123ZM138 208H139V207H138ZM159 208H160V207H159ZM165 208H166V207H165ZM200 208H202V207H200ZM225 208H226V207H225ZM225 208H224V209H225ZM246 208H247V206H246ZM8 209H10V208H8ZM25 209H26V208H25ZM25 209H24V210H25ZM41 209H43V208H41ZM51 209H52V208H51ZM66 209H67V208H66ZM108 209H109V208H108ZM114 209H115V207H114ZM131 209H132V208H131ZM133 209H134V208H133ZM153 209H154V208H153ZM153 209H152V210H153ZM193 209H194V208H193ZM215 209H216V208H215ZM258 209H259V208H258ZM3 210H4V209H3ZM5 210H6V209H5ZM17 210H18V209H17ZM105 210H106V209H105ZM111 210H112V209H111ZM160 210H161V209H160ZM202 210H203V209H202ZM219 210H220V208H219ZM230 210H231V209H230ZM248 210H249V209H248ZM259 210H260V209H259ZM261 210H262V209H261ZM14 211H15V209H14ZM19 211H21V210L19 209ZM38 211H39V210H38ZM47 211H48V210H47ZM54 211H55V210H54ZM118 211H119V210H118ZM129 211L132 212V210H129ZM134 211H135V210H133V212H134ZM207 211H208V210H207ZM232 211H233V210H232ZM234 211H236V210H234ZM234 211H233V212H234ZM239 211H240V209L238 210V212H239ZM245 211H246V210H245ZM257 211H258V210H257ZM1 212H2V211H1ZM55 212H56V211H55ZM59 212H60V211H59ZM100 212H101V211H100ZM115 212H116V211H115ZM163 212H164V211H163ZM163 212H162V213H163ZM183 212H184V211H183ZM194 212H195V211H194ZM61 213H62V211H61ZM134 213H135V212H134ZM136 213H137V212H136ZM136 213H135V214H136ZM156 213H158L157 210H156ZM201 213H202V212H201ZM213 213H214V212H213ZM218 213H219V212H218ZM249 213H250V212H249ZM262 213H264V212H262ZM4 214H5V213H4ZM10 214H11V213H10ZM15 214H16V213H15ZM27 214H28V213H27ZM158 214H159V213H158ZM182 214H183V213H182ZM214 214H215V213H214ZM221 214H222V213H221ZM229 214H230V213H229ZM256 214H257V212H256ZM5 215H6V214H5ZM12 215H14V214H12ZM105 215H106V214H105ZM109 215H110V214H109ZM125 215H126V214H125ZM193 215H195V214H193ZM198 215H199V214H198ZM222 215H223V214H222ZM231 215H232V214H231ZM237 215H238V214H237ZM239 215H241V214H239ZM1 216H3V214H1ZM6 216H7V215H6ZM58 216H59V214H58ZM115 216H116V215H115ZM128 216H129V215H128ZM163 216H164V213H163ZM177 216H178V215H177ZM182 216H183V215H182ZM203 216H204V215H203ZM235 216H236V215H235ZM256 216H257V215H256ZM259 216L261 217V214H260ZM259 216H258V217H259ZM17 217H18V216H17ZM24 217H25V216H24ZM101 217H102V216H101ZM110 217H111V216H110ZM173 217H174V216H172V219H173ZM180 217H181V216H180ZM186 217H187V216H186ZM197 217H198V216H197ZM204 217H205V216H204ZM1 218H3V217H1ZM19 218H20V217H19ZM37 218H38V217H37ZM39 218H40V217H39ZM50 218H51V217H50ZM61 218H62V217H61ZM102 218H103V217H102ZM108 218H109V217H108ZM114 218H115V217H114ZM159 218H160V217H159ZM159 218H158L157 220H159ZM165 218L167 219V217H165ZM165 218H164V219H165ZM175 218H176V216H175ZM247 218H248V217H247ZM12 219H13V218H12ZM103 219H104V218H103ZM103 219H102V220H103ZM106 219H107V216H106ZM111 219H112V218H111ZM117 219H118V218H117ZM123 219H124V218H123ZM128 219H129V217H128ZM155 219H156V218H155ZM155 219H154V220H155ZM169 219H170V218H169ZM184 219H185V218H184ZM184 219H183V220H184ZM193 219H194V218H193ZM193 219H192V220H193ZM207 219H208V218H207ZM211 219H212V218H211ZM252 219H253V218H252ZM9 220H10V219H9ZM18 220H19V219H18ZM20 220H21V219H20ZM39 220H40V219H39ZM47 220H48V219H47ZM112 220H113V219H112ZM112 220H111L110 222H112ZM125 220H126V219H125ZM162 220H163V219H162ZM177 220H178V219H177ZM177 220H176V221H177ZM186 220H187V221H188V220L190 221V218H189V219H185V221H186ZM213 220H214V219H213ZM239 220H240V219H239ZM260 220H261V219H260ZM23 221H24V220H23ZM36 221H37V220H36ZM48 221H49V220H48ZM103 221H105V219H104ZM108 221H109V220H108ZM123 221H124V220H123ZM164 221H165V220H164ZM187 221H186V223H187ZM237 221H238V220H237ZM237 221H236V222H237ZM243 221H244V220H243ZM253 221H254V220H253ZM105 222H106V221H105ZM160 222H161V221H160ZM162 222H163V221H162ZM165 222H166V221H165ZM167 222H168V221H167ZM180 222H181V221H180ZM182 222H183V221H182ZM182 222H181V224H184V223H182ZM193 222H194V220H193ZM238 222H239V221H238ZM257 222H258V221H257ZM38 223H39V222H38ZM56 223H57V222H56ZM119 223H120V222H119ZM156 223H157V222H156ZM168 223H170V222H168ZM190 223H191V222H190ZM196 223H197V222H196ZM234 223H235V222H234ZM260 223H261V222H260ZM260 223H257V224H260ZM19 224H20V223H19ZM21 224H22V223H21ZM24 224H25V223H24ZM28 224H29V223H28ZM36 224H37V223H36ZM44 224H45V223H44ZM108 224H109V223H108ZM110 224H111V223H110ZM113 224H114V221H113ZM113 224H112V225H113ZM127 224H128V223H127ZM160 224H161V223H160ZM165 224H166V223H165ZM170 224H171V223H170ZM193 224H194V223H193ZM208 224H209V223H208ZM218 224H219V223H218ZM223 224H224V223H223ZM223 224H222V225H223ZM38 225H39V224H38ZM42 225H43V224H42ZM52 225H54V224H52ZM105 225H106V224H105ZM118 225H119V224H118ZM152 225H156V224H153V223H152ZM158 225H159V224H158ZM172 225H173V224H172ZM188 225H189V224H188ZM235 225H236V224H235ZM237 225H238V224H237ZM239 225H240V224H239ZM255 225H256V224H255ZM3 226H4V223H3ZM7 226H8V225H7ZM40 226H41V225H40ZM126 226H127V225H126ZM190 226H191V224H190ZM226 226H228V225H226ZM226 226H225V227H226ZM231 226H232V225H231ZM248 226H249V225H248ZM256 226H257V225H256ZM30 227L32 228V226H30ZM38 227H39V226H38ZM46 227H48V226H46ZM103 227H104V226H103ZM107 227H108V229H109L110 226L107 225ZM144 227H145V226H144ZM147 227H148V229H149V226H147ZM147 227H145V229H147ZM177 227H178V226H177ZM181 227H182V226H181ZM185 227H187V225H186ZM199 227H201V226H199ZM202 227H203V226H202ZM215 227H216V226H215ZM223 227H224V226H223ZM223 227H222V229H223ZM2 229H3V227H2ZM13 229H15V227H13ZM113 229H114V226H113ZM138 229H139V227H138ZM145 229H144V230H145ZM150 229H151V227H150ZM155 229H156V226H155ZM160 229H161V227H160ZM207 229H208V227H207ZM236 229H237V227H236ZM241 229H242V227H241ZM19 230H21V229H19ZM50 230H51V227H50ZM130 230L132 231V229H130ZM133 230H134V229H133ZM161 230H162V229H161ZM194 230H196V229H194ZM212 230H215V229H212ZM219 230H220V227H219ZM227 230H228V227H227ZM238 230H239V229H238ZM245 230H246V229H245ZM254 230H255V227H254ZM263 230H264V229H263ZM263 230H262V231L260 230V231L263 232ZM8 231H10V230H8ZM22 231H23V230H22ZM55 231L57 232V229H56ZM155 231H156V230H155ZM157 231H158V230H157ZM165 231H166V230H165ZM185 231H186V230H185ZM222 231H223V230H222ZM230 231H231V230H230ZM242 231H243V230H242ZM255 231H256V230H255ZM11 232H12V230H11ZM23 232H24V231H23ZM108 232H110V231L108 230ZM125 232H126V231H125ZM128 232H129V231H128ZM137 232H138V231H137ZM140 232H141V231H140ZM142 232H143V229H142ZM151 232H153V231H151ZM161 232H162V231H161ZM163 232H164V231H163ZM181 232H182V231H181ZM190 232H191V231H190ZM235 232H236V231H235ZM248 232H249V231H248ZM248 232H247V233H248ZM52 233H53V231H52ZM131 233H132V232H131ZM146 233H147V232H146ZM146 233H145V234H146ZM167 233H168V230H167ZM169 233H170V232H169ZM197 233H198V232H197ZM237 233H238V232H237ZM256 233H257V232H256ZM1 234H2V233H1ZM21 234H22V233H21ZM107 234H108V233H107ZM124 234H125V233H124ZM133 234H134V233H133ZM137 234H138V233H137ZM142 234H143V233H142ZM150 234H151V233H150ZM173 234H174V232H173ZM178 234H179V233H177V235H178ZM186 234H187V233H186ZM191 234H192V233H191ZM203 234H204V233H203ZM203 234H202V236H203ZM219 234H220V233H219ZM260 234H261V233H260ZM3 235H4V234H3ZM56 235H57V234H56ZM120 235H122V233H120ZM140 235H141V233H140ZM169 235H170V234H169ZM177 235H176V236H177ZM220 235L222 236L223 234H220ZM231 235H232V234H231ZM243 235H244V234H243ZM246 235H247V234H246ZM252 235H253V234H252ZM255 235H256V234H255ZM8 236H9V235H8ZM135 236H136V235H135ZM141 236H142V235H141ZM173 236H174V235H173ZM234 236H235V234H234ZM234 236H233V237H234ZM258 236H259V235H258ZM258 236H257L256 238H260V237H258ZM1 237H2V236H1ZM129 237H130V236H129ZM132 237H133V236H132ZM166 237H167V236H166ZM169 237H170V236H169ZM181 237H182V236H181ZM214 237H215V236H214ZM223 237H224V236H223ZM226 237H231V236L229 235V236H226ZM8 238H9V237H8ZM11 238H13V237H11ZM109 238H110V234H109ZM120 238H121V237H120ZM148 238H149V237H148ZM153 238H154V237H153ZM163 238H164V237H163ZM171 238H172V237H171ZM178 238H179V237H178ZM217 238H218V237H217ZM243 238H244V236H243ZM256 238H255V239H256ZM0 239H1V238H0ZM14 239H15V237H14ZM105 239H107V238H105ZM110 239H111V238H110ZM126 239H127V238H126ZM154 239H156V238H154ZM157 239L159 240V238H157ZM180 239H181V238H180ZM200 239H201V238H200ZM205 239H206V238H205ZM221 239H222V238H221ZM232 239H234V238H232ZM236 239H237V236H236ZM236 239H235V240H236ZM239 239H240V238H238V240H239ZM3 240H4V239H3ZM111 240H112V239H111ZM117 240H119V239H117ZM138 240H139V239H138ZM138 240H137V241H138ZM173 240H174V239H173ZM173 240H171V241H173ZM178 240H179V239H178ZM188 240H189V239H188ZM219 240H220V239H219ZM229 240H230V238H229ZM235 240H234V241H235ZM242 240H244V239H242ZM257 240H258V239H257ZM257 240H256V241H257ZM261 240H263L262 237H261ZM120 241H121V240H120ZM126 241H127V240H126ZM128 241H129V240H128ZM128 241H127V242H128ZM142 241H143V240H142ZM150 241H151V240H150ZM163 241H164V240H163ZM163 241H162V242H163ZM210 241H211V240H210ZM234 241H233V244H234ZM2 242H3V241H2ZM7 242H8V241H7ZM10 242H11V240H10ZM107 242H108V240H107ZM138 242H139V241H138ZM144 242H145V241H144ZM147 242H149V241H147ZM153 242H154V241H153ZM158 242H160V241H158ZM168 242H169V241H168ZM173 242H174V241H173ZM181 242H183V241H181ZM211 242H212V241H211ZM239 242H240V241H239ZM241 242H242V241H241ZM243 242H244V241H243ZM4 243H5V242H4ZM108 243H109V242H108ZM145 243H146V242H145ZM145 243H143V248H144V249H146V248H145L146 246L144 245ZM151 243H152V241H151ZM154 243H155V242H154ZM154 243H153V244H154ZM203 243H204V242H203ZM235 243H237V242H235ZM0 244H1V242H0ZM118 244H119V243H117V245H118ZM120 244H121V243H120ZM147 244H149V243H147ZM155 244H156V243H155ZM165 244H167V242H165ZM210 244H211V243H210ZM220 244H221V243H220ZM239 244H240V243H239ZM239 244H237V245H239ZM263 244H264V243H263ZM4 245H5V244H4ZM138 245H139V244H138ZM151 245H152V244H151ZM174 245H175V243H174ZM214 245H215V244H214ZM214 245H213V246H214ZM243 245H244V243H243ZM243 245H242V246H243ZM260 245H261V244H260ZM260 245H259V246H260ZM113 246H114V243H113ZM120 246H121V245H120ZM127 246H128V245H127ZM127 246H125V247H127ZM149 246H150V245H149ZM158 246H159V244H158ZM177 246H178V243H177ZM177 246H176V247H177ZM220 246H221V245H220ZM240 246H241V245H240ZM259 246H258L256 243H254L253 245H249V246H248V245H245V248H244L243 250L241 249L242 251L239 252L240 254L237 255V256L234 258L235 263H237V264H263V263H261V261L263 262V260H261V257H260L261 255H260ZM7 247H8V246H7ZM108 247H109V246H108ZM117 247H118V246H117ZM138 247H139V246H138ZM150 247H151V246H150ZM164 247H165V246H164ZM210 247H211V246H210ZM214 247H215V246H214ZM4 248H5V247H4ZM171 248H172V247H171ZM230 248H231V247H230ZM233 248H234V247H233ZM237 248H238V247H237ZM262 248H263V247H262ZM117 249H118V248H117ZM121 249H122V246H121ZM130 249H131V248H130ZM133 249H135V248H133ZM148 249H149V248H148ZM203 249H204V248H203ZM263 249H264V248H263ZM1 250H2V249H1ZM112 250H113V249H112ZM127 250H128V249H127ZM127 250H126V248H125V251H127ZM146 250H147V249H146ZM151 250H152V249H151ZM151 250H150V251H151ZM162 250H163V249H162ZM170 250H171V249H170ZM173 250H174V248H173ZM223 250H224V249H223ZM228 250H230V249L228 248ZM231 250H232V249H231ZM261 250H262V249H261ZM3 251H4V250H3ZM120 251H121V250H120ZM140 251H141V250H140ZM165 251H166V250H165ZM174 251H175V250H174ZM207 251H208V250H207ZM217 251H218V250H217ZM234 251H235V250H234ZM239 251H240V250H239ZM105 252H106V250H105ZM115 252H116V251H115ZM121 252H122V251H121ZM147 252H148V251H147ZM169 252H170V251H169ZM169 252H168V253H169ZM221 252H223V251H221ZM237 252H238V251H237ZM96 253H97V252H96ZM101 253H103V252H101ZM106 253H107V252H106ZM109 253H110V252H109ZM112 253H113V252H112ZM112 253H111V254H112ZM116 253L119 254L118 251H117ZM148 253H149V252H148ZM166 253H167V252H166ZM213 253H214V252H213ZM103 254H105V253H103ZM103 254H102V255H103ZM114 254H115V253H114ZM114 254H113V255H114ZM120 254H121V253H120ZM138 254H139V253H138ZM143 254H144V253H143ZM145 254H146V251H145ZM151 254H153V253H151ZM162 254H163V253H162ZM172 254H174V253L172 252ZM200 254H201V253H200ZM204 254H205V253H204ZM215 254H216V253H215ZM219 254H220V253H219ZM223 254H224V253H223ZM263 254H264V253H263ZM131 255H132V254H131ZM147 255L149 256V254H147ZM159 255H161V254L159 253ZM232 255H233V254H232ZM100 256H101V255H100ZM106 256H107V255H106ZM108 256H109V255H108ZM110 256H111V255H110ZM115 256H116V255H115ZM125 256H126V252H125ZM137 256H138V255H137ZM163 256H166V255H163ZM173 256H174V255H173ZM188 256H189V255H188ZM91 257H92V256H91ZM139 257H141V256H139ZM139 257H138V258H139ZM151 257H152V256H151ZM153 257H154V256H153ZM156 257H157V256H156ZM161 257H162V256H161ZM170 257H171V256H170ZM192 257H193V255H192ZM196 257H197V256H196ZM205 257H206V256H205ZM211 257H212V256H211ZM211 257H206V258H204V259H203L200 263H198V264H213L214 261L212 260ZM221 257H222V255H221ZM106 258H107V257H106ZM106 258H105V259H106ZM108 258H109V257H108ZM124 258H125V257H124ZM132 258H133V256H132ZM165 258H167V257H165ZM165 258H164V259H165ZM171 258H172V257H171ZM200 258H202V257H200ZM228 258H229V257H228ZM65 259H66V258H65ZM120 259H121V258H120ZM125 259H126V258H125ZM130 259H131V258H130ZM134 259H135V258H133L132 260H134ZM152 259H155V258H152ZM167 259H168V258H167ZM167 259H165V260H167ZM187 259H188V258H187ZM192 259H193V258H192ZM192 259H189V260H192ZM259 259H260L261 261H259ZM263 259H264V258H263ZM49 260H50V259H49ZM118 260H119V259H118ZM141 260H142V259H141ZM157 260H158V259H157ZM161 260H162V259H160V261H161ZM231 260H233V258H232ZM98 261H99V258H98ZM108 261H109V260H108ZM121 261H122V259H121ZM154 261H155V260H154ZM160 261H159V262H160ZM171 261L174 262L172 259H171ZM194 261H195V260H194ZM115 262L117 263V261H115ZM138 262H140V261H138ZM164 262H165V261H164ZM221 262H222V261H221ZM221 262L219 261V263H221ZM226 262H227V261H226ZM229 262H230V261H229ZM71 263H72V262H71ZM100 263H101V262H100ZM102 263H103V262H102ZM123 263H124V262H123ZM125 263H127V262H125ZM140 263H141V262H140ZM148 263H149V262H148ZM178 263H180V262H178ZM227 263H228V262H227ZM231 263H232V262H231ZM117 264H118V263H117ZM135 264H138V263L136 262ZM161 264H164V263L161 262ZM172 264H173V263H172ZM174 264H175V263H174ZM191 264H193V263H191ZM214 264H215V263H214ZM216 264H217V263H216Z\"/></svg>",
    "mask_w": 264,
    "mask_h": 264
}]
</instances>
